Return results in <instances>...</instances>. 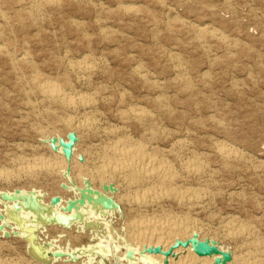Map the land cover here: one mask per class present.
<instances>
[{"label":"rangeland","instance_id":"374dc122","mask_svg":"<svg viewBox=\"0 0 264 264\" xmlns=\"http://www.w3.org/2000/svg\"><path fill=\"white\" fill-rule=\"evenodd\" d=\"M26 1L28 3L27 5H26ZM26 1L25 0H22V1L21 0H6V2H5L4 0H2V1L0 0V3L2 2L1 3L2 5H3V3L6 5V6L5 5L2 6L0 4V18H1L0 19V45L2 47H4V49L2 50L3 52H0V69H1L0 70L1 71L0 72V84H1L0 87L1 88L3 87L2 89L0 88V107H1L0 111L2 112V113L0 112V117H1L0 123L3 122L0 124V132H1L0 133V158H1L0 160H2L0 162H2L1 165L3 164L2 166L0 165V171H5V170L9 171L10 170L9 171L10 175H12L14 177V178L11 177L10 180L0 179V182H1L0 183V264H8V263L9 264H14V263L15 264H21L24 260L27 261V263H26V261H24L23 262L24 264H36V263L37 264H60V263L61 264H82V262L84 264H86V262L88 264H142V262L140 261V256L138 255V253H136L135 251L132 250V244L133 243L131 242V235L133 232L136 231L135 222H138L144 218H155V219H162V218H168L169 219L170 218V219H175V217H179V216L183 217V218L186 217L187 219L189 218V221L191 222L192 227L194 226L193 228H196L199 232H201L200 233L201 235H203L204 237L207 238L208 237L207 234H208L209 235L208 238L214 239L216 243L219 242V245H221L225 249H229V251H231V253L236 254L237 256H241L242 254L248 253L249 251H254V249L250 246L251 242H253L257 238L264 241V213H262V212H264L263 211L264 210V128H263L264 123L262 121V120H264V118H261V116L264 117V113H263V111H264V107H263L264 106V0H196L198 2H196L195 0H184V1L183 0H154V2H152L153 0H151V1L150 0H129V1L124 0V2H123V0H121L122 2L120 0H118L120 2H118L117 0L116 1L113 0L114 5H113V2L110 0H108V1L106 0V2H105V0H86L87 2L85 0H83V1L82 0H78V1L77 0H54V2H51V4H50V2H47L44 0H31V2H30V0H29V2H28V0H26ZM70 1L73 3H71ZM177 1H178V3H177ZM15 2H18V3L15 4ZM83 2H85V3H83ZM96 2H98L99 4ZM224 2H225V4H224ZM7 3H9V4H7ZM11 3H12V5H10ZM69 3H71L72 5ZM115 3H116V5H115ZM136 3H138V4H136ZM142 3H143V5H142ZM20 4H22L23 7L20 6ZM65 4H66V6H65ZM73 4H75L77 7ZM77 4L79 6H81V4H82V8L86 5L87 8L84 7L82 9ZM146 4L148 5V7H146ZM182 4L185 6H183ZM51 5H53L54 7ZM97 5L99 8H101L99 11H98L99 8L97 7ZM197 5H198V8H197ZM12 6L14 8L13 11H12ZM16 6H18V10H17ZM93 6H95V7H93ZM193 6H195V7H193ZM118 7L121 9L119 10ZM192 7H193V9H192ZM31 8H33V9H31ZM37 8H38V10H36ZM63 8L65 9V13H66L65 15L63 13L64 12ZM96 8H97L98 13L96 12ZM122 8H123V10H122ZM1 9L4 11H2ZM23 9H24V11H23ZM39 9H40V11H39ZM76 9H77V12L78 11L80 12V16H77V12L75 11ZM90 9H92V11ZM195 9H196V11H195ZM25 10H27V11H25ZM54 10H55V12H54ZM69 10H72L73 13H72V11L70 12ZM107 10L111 11V13L107 14V12H109ZM142 10H144L145 12ZM44 11H46L47 12L46 14H49L50 17H49V15L44 14ZM88 11L91 13H89ZM93 11H95V12H93ZM57 12L60 13V15ZM68 12H70V13H68ZM79 12H78V15H79ZM92 12H93V14H92ZM128 12H130V13H128ZM133 12L135 14H133ZM14 13H16V14H14ZM26 13L28 16H26ZM40 13L42 15H40ZM51 13L53 16L51 15ZM116 13H119V14L116 15ZM121 13H123V14H121ZM125 13L126 14L128 13V15L126 16ZM216 13H218L219 15ZM17 14H18V16H17ZM24 14L26 17L24 16ZM73 14H75V15H73ZM58 15H59V17H58ZM61 15H63V16H61ZM69 15H71L72 17H69ZM94 15H95V17H93ZM113 15H115V16L113 17ZM119 15L120 16L122 15V17L119 18ZM142 15L146 18H144ZM145 15H147V16H145ZM81 16H83V17L81 18ZM90 16L92 19L90 18ZM97 16H98V18H97ZM100 16H102V17H100ZM104 16H107L108 18H105ZM128 16H129V18H128ZM141 16H142V18H141ZM218 16H220V17H218ZM19 17L25 18V19H23L24 21L21 20ZM60 17L62 19H65V21H67V23L68 22L69 23L66 24V22H64V20H62ZM138 17H140V18H138ZM26 18H29V19H26ZM70 18H71V20H70ZM89 18L91 20H93V22ZM121 18H124V19L121 20ZM143 18H144V20H143ZM154 18H156V19H154ZM13 19H14V21H13ZM127 19L129 22L127 21ZM59 20L60 21L62 20V21L60 22ZM114 20H116V21H114ZM170 20H171V22H170ZM17 21H18V23H17ZM73 21H74V23H73ZM107 21L110 23H108ZM130 21L131 22L134 21V22L131 23ZM22 22H24V23L22 24ZM122 22H124V23L122 24ZM15 23H17V24H15ZM112 23L113 24L116 23V25L114 24V26H113ZM170 23H171V25H170ZM26 24H28V25H26ZM71 24H74V25H71ZM132 24L134 25V27L137 30L133 27ZM155 24H157V25H155ZM3 25H4V27H3ZM18 25L20 26V28L18 27ZM60 25L63 28L60 27ZM66 25H69V26H66ZM130 25H132V26H130ZM137 25H138V27H137ZM164 25L166 26V28ZM13 26H16V27H13ZM28 26H30V27L32 26L31 27L32 29L30 27L28 28ZM33 28H35V29H33ZM88 28H90V29L87 30ZM120 28H121V30H120ZM127 28H128V30H127ZM145 28L147 30L148 29L149 30L147 31V30H145ZM161 28L164 30H161ZM14 29H15V33H14ZM69 29H70V31H69ZM71 29H73V30H71ZM133 29L135 30V32L133 31ZM186 29L188 32L186 31ZM55 30H57V31H55ZM92 30L95 32V34H97V36L94 34V32ZM144 30H145V32H144ZM3 31H5V32H3ZM18 31H20V32L22 31V32L20 33ZM71 31H72V33H71ZM101 31H103V32H101ZM107 31H109V32H107ZM123 31L127 32V33H124ZM76 32H78V33H76ZM136 32L138 33L137 35H135ZM211 32L221 34L223 36V39H218V38L213 37ZM1 33H3V34H1ZM28 33H30V34H28ZM101 33H102V35H101ZM106 33H108V34H106ZM140 33H142V34H140ZM155 33H157V34H155ZM53 34H55V35H53ZM61 34H63V35H61ZM16 35H18V36H16ZM21 35H22V38H20ZM64 35L66 37L69 36V38H64L65 37ZM132 35H134V36H132ZM37 36L39 38H37ZM122 36H124V37H122ZM152 36H153V38H152ZM62 37L65 40H63ZM100 37L102 39H104L101 42H100V39H101ZM106 37H108V38H106ZM116 37H118V38H116ZM142 37H144V38H142ZM83 38L85 40H83ZM88 38H90L91 41L94 43L89 41L90 39H88ZM120 38H121V40L122 39L123 40L121 41ZM125 38H127V39H125ZM189 38H191V39H189ZM208 38H210V41L208 40ZM23 39H25V41ZM114 39H115V41H114ZM131 39H133V41ZM67 40H68V42H67ZM69 40H71V41H69ZM110 40H111V42H110ZM195 40H197V41H195ZM204 40L206 41V43ZM64 41H66V43H64ZM34 42H36V43H34ZM102 42H103V44H102ZM124 42H126V44ZM158 42H160V43H158ZM19 43L21 45H23V48L21 47V45H19ZM71 43H74V45ZM98 43H100V44H98ZM112 43L115 44L116 46L113 45ZM152 43L154 45H152ZM202 43H203V45H202ZM11 44H13V45H11ZM25 44H27V45H25ZM106 45H108V46H106ZM51 46H53V47H51ZM155 46H156V48H154ZM11 47H12L13 51L11 50ZM27 47H29L28 50H27ZM34 47L36 48V50ZM48 47H49V49H48ZM124 47L127 48V50ZM30 48H32V50H30ZM57 48H59V49H57ZM70 48L72 50H70ZM6 49H8V50H6ZM55 49H56V51H55ZM136 49H139L141 51L136 52V51H139ZM21 50H23V51L18 52ZM73 50H74V52H78V53H74ZM133 50H135L134 53H133ZM80 51H82L81 52L82 55H81ZM83 51H86L88 53H85ZM102 51H105V52H102ZM109 51H111V54ZM124 51L127 52V54ZM146 51H147V54L149 53L148 51H150V53L148 55H146V57L144 58L143 56H145ZM5 52H6V54H5ZM12 52L15 54V57H14V55H12ZM53 52H55L57 54V56ZM98 52H99V54H98ZM128 52H130V53H128ZM142 52L143 53L145 52V54H143ZM7 53H10V55L8 54L9 55L8 56ZM17 53H18V55H17ZM26 53H28L29 55H27ZM121 53H124V55ZM139 53H141L140 54L141 59H139ZM157 53H158V55H156ZM71 54L73 56H71ZM61 55H62V58H61ZM99 55H101V56H99ZM105 55L106 56L108 55L107 58L105 57ZM10 56H11V58L13 57V59H11ZM26 56H27V59H26ZM23 57H25V58L23 59ZM65 57H66V60H65ZM119 57H121V58H119ZM128 57H129V59H127ZM133 57H135V58H133ZM48 58H50V59H48ZM59 58H61V59L58 60ZM97 58H98V60H97ZM160 58H161V60H159ZM212 58L215 61L212 60ZM110 59L113 61H111ZM157 59L159 61H157ZM44 60H47V61H44ZM61 60H62V62H61ZM76 60L77 61H80V60L88 61L94 67L93 71H91L90 73H87V75L86 74H79V73L75 72L74 69L72 68V64ZM132 60H134V61L138 60V61L134 62ZM209 60L210 61L212 60V61L209 63ZM2 61H4V62H2ZM5 61L8 63H5ZM11 61L13 64H11ZM26 61H28L30 63L27 62L28 63V65H27ZM38 61H40L41 63ZM1 62H2V64L6 65V66H4V69L6 67V70L3 69V65H1ZM24 62H25V64H24ZM46 62H47V64H46ZM118 62L120 65L118 64ZM146 62H147V64H146ZM148 62H150V63H148ZM217 62H218V64H217ZM20 63L26 67H22V65ZM63 63L65 65H63ZM162 63L164 66L162 65ZM191 63H192V65H191ZM211 64H212V66H211ZM37 65L39 67H37ZM123 65L125 68H121ZM156 65H157V67H156ZM32 66H34V69ZM52 66H54V67H52ZM59 66H61V67L59 68ZM99 66H101V67H99ZM31 67H32V69H31ZM35 67H36V70H35ZM115 67H116V69H115ZM176 67H177V69H176ZM40 69H42V70H40ZM101 69H103V70H101ZM154 69H156L155 71L158 70L157 71L158 75L155 74L157 72H155ZM13 70H15V71L12 72ZM28 70H30V71H28ZM57 70L60 74H58ZM94 70H97L96 71L97 73ZM98 70L100 72H102V71L103 72L98 73ZM124 70H125V72H124ZM128 70H130V71H128ZM31 71H32V73H30ZM42 71H43V73H42ZM106 71H109V72H106ZM24 72H25V74H24ZM114 72H116V73H114ZM122 72L125 74H122ZM161 72H162V75H164L163 77H161L162 76ZM2 74L6 75L5 77L7 79H5L4 76L1 77ZM61 74L62 75L65 74V75L60 78ZM108 74L110 75L109 76L110 78L107 77ZM114 74L116 75L115 77H113ZM177 74H179V76ZM197 74H198V76H197ZM53 75H55L57 80H55V77ZM150 75H151V77L148 78V76H150ZM41 76H43V77H41ZM57 76H59V77L57 78ZM66 76L69 78H67ZM158 76H160V77H158ZM169 76H171V77H169ZM10 77H12V78H10ZM31 77H32V79H31ZM165 77H167V79ZM2 78H4V80ZM20 78H22V79H20ZM70 78H71V80H69ZM106 78L107 79L109 78V81ZM114 78H116V79H114ZM29 79H31L32 81ZM63 79H65V80L68 79V80L65 82V80H63ZM93 79L95 82L93 81ZM97 79H99V81ZM111 79H112V81L110 82ZM137 79H139V80H137ZM169 79H170V81H168ZM19 80H21V82ZM35 80H37V82ZM49 80L52 83H54L55 85H57V87L59 89H61L64 93H66L70 96H73V97L76 96L75 98H81L82 101H86V102L89 99L88 104H86V105L82 104L76 108H67L59 102H54V104H53V101H48V99L43 97V95L39 91L38 85H40L44 82H50ZM60 80H62V81H60ZM72 80H73V82H72ZM131 81L133 82V84ZM137 81H140V82H137ZM27 82H29V83H27ZM61 82L62 83L64 82L63 85ZM68 82H70V83H68ZM85 82H86V84H85ZM148 82H149V84H148ZM161 82H163V83H161ZM173 82H175V83H173ZM182 82L185 84H183ZM236 82H237V84H236ZM8 83H9V85H10V83L12 85L14 84L13 87H12V85L9 86ZM15 83H17L16 84L17 86L15 85ZM89 83H90V85H89ZM116 83H117V85H114ZM120 83H121V86H120ZM137 83H140V84H137ZM188 83H190V84H188ZM36 84H37V86H36ZM65 84L67 86H65ZM87 84H88V86H87ZM110 84H111L112 89L110 87ZM125 84H126V86H125ZM135 84H137L140 87V89L138 86L136 87ZM187 84L190 86H188ZM6 85H7V87H6ZM100 85H102V86H100ZM133 85H135V86H133ZM160 85H162V86H160ZM118 86H120V88ZM153 86H156V87H153ZM169 86L172 88L169 89ZM14 87H16V88H14ZM85 87L90 88V89H87ZM145 87L148 90L145 89ZM233 87L235 89H233ZM18 88L22 91H19ZM91 88H92V90H91ZM237 88H238V90H236ZM70 89H71V91H70ZM102 89H104V90H102ZM164 89H167V90L165 91ZM1 90H4V92H1ZM178 90H179V93H178ZM33 91H34V93H33ZM133 91L134 92L136 91L135 93L137 94L138 97L136 96L135 93L134 94L132 93ZM232 91H233V93H232ZM237 91H238V93H237ZM24 92H25V94L23 96ZM103 92H105V93H103ZM175 92H177V93H175ZM259 92L261 93V95ZM7 93L9 95V99L7 98L8 97ZM101 93H102V95H101ZM114 93H117V94H114ZM185 93H186V95H184ZM110 94L112 95V98H111ZM91 95H93V97ZM140 95H141V97H140ZM189 95H191V96H189ZM245 95H247V96H245ZM4 96L7 99H5ZM82 96H84V97H82ZM149 96H151V97H149ZM13 97H14V100H13ZM135 97H137L138 100ZM147 97H149V98L145 99ZM17 98H19V100H17ZM156 98H157V100H156ZM30 99H32V100H30ZM115 99L117 101L118 100L119 101L117 102ZM171 99L172 100L174 99L176 102L174 100L172 101ZM4 100L7 101L6 102L7 108H5L6 104H5ZM110 100L111 101L113 100V102L114 101L115 102L113 103ZM134 100H136V101H134ZM149 100H151V101H149ZM3 101H4V103H3ZM28 101L31 103H29ZM186 101H187V104H186ZM195 101L198 104H196ZM249 101H251V102H249ZM255 101L257 104L255 103ZM19 102H20V104H19ZM100 102H101V104H100ZM135 102H137V103H135ZM140 102H141V104H140ZM9 103H11V104L9 105ZM21 103L23 106L21 105ZM122 103L124 105H122ZM164 103H165V105H164ZM18 104L21 107L17 108V106H19ZM44 104H45V106H44ZM55 104H58V105L55 106ZM59 104H61V105H59ZM116 104L118 106H120V108H118V106H116ZM1 105H4V106H1ZM196 105H197V107H196ZM26 106H28V108ZM87 106L88 107L91 106V107L88 108ZM103 106H105V107H103ZM110 106H112V109L109 108ZM187 106H188V108H190V107H192V108L188 109V108H186ZM217 106H219V107H217ZM252 106L254 109H255V106H257V107L254 110L253 108H251ZM12 107L14 109H12ZM23 107H26V108H23ZM94 107L95 108L97 107V108L95 109ZM100 107L102 109L105 108L107 110L103 109V110H105V111H103ZM113 108H114V110H113ZM131 108H132V110L138 109V108L144 109L146 112H148L147 120L143 121V120H139V119L135 118L134 115L132 114ZM7 109H10V110H7ZM33 109H34V111H33ZM174 109H176V110H174ZM197 109H199V110H197ZM13 110L15 112H13ZM62 110H63V112H62ZM68 110L70 111L69 113H68ZM73 110H74V112H73ZM109 110L111 112L113 110V113L107 112ZM118 110H120V111H118ZM160 110H161V112H160ZM216 110H217V112H215ZM250 110H252V111H250ZM18 111H19V114L16 113ZM22 111H23V113H20ZM77 111H79V112H77ZM115 111H117V112H115ZM155 111H157V113ZM210 111H212V112H210ZM256 111H257V113H256ZM10 112L12 115L10 114ZM58 112H59V114L57 115ZM89 112H91V113H89ZM213 112L216 114H214ZM220 112H222V113L220 114ZM34 113H35V115H34ZM49 113H51L53 117ZM184 113L186 115H184ZM1 114H3V115H1ZM13 114H16V117H13V116H15ZM21 114L23 115V117H21V119H20ZM219 114H220V116H219ZM5 115H7V117ZM27 117L31 120H29ZM112 117L116 118V120L115 119L113 120ZM44 118H45V120H44ZM111 118H112V121H111ZM190 118H192L193 120L190 121ZM204 118H205V120L206 119L207 120L206 121L203 120ZM210 118H214V120L211 119L213 121V123H212V121L209 120ZM215 118H217V121ZM24 119H26L25 120L26 122L24 121ZM119 119H121L122 122ZM256 119H257V121H256ZM63 120L65 122L67 120H74L75 122H80V120L81 121H84V120L88 121L89 120L90 122L93 123L92 124L93 127L91 126V128H88V129H83V128H79V127L69 128L66 126V124ZM196 120H198V121H196ZM227 120H228V123H227ZM233 120H235L236 122L235 121L232 122ZM237 120H239V121H237ZM7 121H8V124L11 126H9L7 124ZM11 121L13 123H10ZM31 121H32V123H31ZM54 121H57V122H54ZM114 121H117V122L120 121V122L117 123ZM183 121L187 125L185 123H183ZM34 122H35V124H34ZM124 122H126V123H124ZM179 122H181V123H179ZM198 122L204 123V124H200ZM237 122H239V123H237ZM151 123H152V126H151ZM223 123H225V124H223ZM261 123H263V124H261ZM5 124H7L10 128ZM16 124H18V126ZM20 124H21V126H19ZM24 124H25L26 128L25 127L23 128ZM94 124L96 126H94ZM143 124H144V126H143ZM169 124L170 125L172 124V125L170 126ZM181 124H182V126H181ZM194 124H197V125H194ZM4 125L6 127H4ZM26 125H28V127ZM177 125H179V126H177ZM207 125H209V126H207ZM260 125L262 127H260ZM118 126H119V128H118ZM142 126H143V128H142ZM146 126H147V129H146ZM211 126H212V128H210ZM216 126H217V128H216ZM135 127H136V129H135ZM159 127H160V129H159ZM186 127H188V128L186 129ZM189 127H190V130H189ZM231 127H234V130ZM213 128H214V130L216 129L218 131H216V130L214 131ZM2 129H3V131H1ZM6 129H8V130H6ZM74 129H75V131H74ZM138 129H140V131ZM161 129H162V131H161ZM178 129H180V131ZM200 129L202 132L200 131ZM220 129H221V131H220ZM229 129H230V131H228ZM46 130H47V132H46ZM70 130H71V133L75 134L76 138L78 136V140L76 141L75 145L73 146V150L71 151L70 156H66V155L61 156L58 153L59 151H58V146L56 147V143L57 144L65 143V139L67 140V137L70 133ZM150 130H152V131H150ZM231 130H233V131H231ZM254 130H255V133H253ZM31 131H34V132H31ZM42 131H43V134H41ZM168 131L171 133L169 134ZM175 131H177L178 133H176ZM246 131H247V133H246ZM109 132H112L113 134L109 133ZM179 132H181L182 134ZM186 132H188V133H186ZM80 133H81V135H80ZM84 133H87L88 135L84 134ZM174 133H175V135H174ZM250 133L253 136L254 135L255 136L253 137ZM143 134H145V135H143ZM155 134L157 136H154ZM177 134H178V137H177ZM243 134H244L245 138L243 137ZM32 135L34 136V138H32ZM45 135H46V137H49V138H46ZM119 135H120V137H119ZM188 135H190V136H188ZM51 136H54V137L51 138ZM86 136L88 137V139ZM168 136H169V138H168ZM205 136H206V138L204 139V142L201 143V141H203V138ZM35 137H36V139H35ZM82 137L84 139H86V141ZM96 137H98V138H96ZM129 137H131V138H129ZM156 137L157 138L159 137V139H157ZM190 137H192V139ZM193 137H194V139H193ZM246 137L248 138V140ZM15 138H16V141H15ZM19 138H22L23 142ZM93 138L95 140H93ZM165 138H166V140H165ZM199 138L202 140H199ZM213 138H215V139H213ZM251 138H253V139H251ZM9 139H10V141H9ZM17 139H19L20 141ZM43 139H44L45 143H44ZM209 139H210V141H209ZM239 139L241 140V143L239 142L240 141ZM243 139L245 142L243 141ZM25 140H29V143H28V141H25ZM40 140H42V141L40 142ZM54 140L55 141L57 140V141L55 142ZM118 140L127 141L132 146L142 145L143 147H145V149L146 148L148 149V150L146 149L148 153H150V152L152 154L155 153L160 158H165L164 160L167 161L171 166H173L172 168H173V170H175L174 172H176L175 174H176L177 180L175 181L174 186L178 190H184L186 188H191V189L194 188L196 190V192L199 194L198 196L202 197L201 199H199V203L192 204L190 202L189 203L186 202L185 203L186 205H185L183 202L180 203V201H178V199H176V197H175L173 199H164L159 204L151 205V206H148L145 208L142 207L140 209V207H136L134 205L129 204L128 200H126V197H124L125 195L128 194V192H127L128 189L125 188L124 184H122L123 180L110 181L112 183V185H110V187L107 186L108 187L107 188L106 185H104L105 182H102L101 180H99V178H97L98 174L96 173V166H99L103 160L107 159V156L110 155V153L107 152L108 148L114 142H116ZM160 140L162 143L160 142ZM182 140L184 143L181 142ZM2 141H4V142H2ZM7 141H8V143H7ZM61 141H63V142H61ZM211 141H213V142H211ZM247 141H248V144H247ZM194 142L196 145L194 144ZM198 142L200 143V145ZM207 142H210V143H207ZM249 142L252 144H250ZM36 143H38V145ZM42 143H43V145H41ZM82 143H84V144H82ZM110 143H111V145H110ZM179 143L183 144V146H179L178 145ZM204 143H205V145H203ZM206 143L208 144V146L206 145ZM76 144H77V146H76ZM197 145H198V147L200 146V148L197 149ZM210 145L213 147H210ZM224 145L228 146V148H230L233 151V153H235L232 156V159H231V157L229 158V157H225V156H222L221 154H219L220 152L218 151V149H219L218 147H221ZM4 146H6V147H4ZM53 146H55V148ZM176 146H177V148H176ZM202 146H204V147H202ZM206 146H207V148H206ZM250 146L251 147L254 146V147L251 148ZM1 147H3L4 149ZM30 147H32V148L30 149ZM41 147H43V148H41ZM181 147H183L182 148L183 150L181 149ZM6 148L8 150H5ZM15 148H17V149L15 150ZM22 148L25 150H23ZM12 149H13V151H12ZM42 149H45V152ZM79 149L81 152L79 151ZM211 149H212V151H211ZM213 149H214V151H213ZM77 150H78V152H77ZM25 151L28 154H25ZM35 151H37V152H35ZM73 151H74V153H73ZM84 151H85V153H84ZM11 152H13V153H11ZM32 152H33V155H32ZM43 152H44V154H43ZM166 152H168V153H166ZM14 153H15V156H14ZM45 153L48 155H46ZM176 153H177V155H175ZM16 154H17V156H16ZM20 154H22V156ZM35 154H37V155H35ZM40 154H42V155H40ZM54 155H56V156H54ZM211 155H212V157H211ZM80 156H81V158H79ZM55 157H57V158H55ZM248 157H249V159H248ZM34 158L35 159H42L43 161L45 160L46 162H51V163L54 161H57V160H61L62 162L64 161L65 168H67L66 173L64 174L65 177H63L64 172L59 174V173H46L43 171H42L43 173L42 172H35V175H33L35 177H33V176H27V175L21 173L17 169L19 163L22 160L34 159ZM68 158H70V159H68ZM178 158H180V159H178ZM236 158H238V159H236ZM256 158H257V161L255 160ZM234 159L236 161H233ZM5 160H6V162H5ZM86 160H88V161H86ZM216 160H217V163L213 164L214 162H216ZM249 160L252 162H249ZM189 161H195V162L197 161L199 164H201L200 167L203 170L201 171L199 176L198 175H190L185 171L183 164L186 162H189ZM247 161H248V163H247ZM84 162H85V164H83ZM7 163H9V164H7ZM218 163L221 165H219ZM259 163H260V165H259ZM217 164L219 166H217ZM236 164H237V166H236ZM242 164H246V165H242ZM213 165H216V166H214L215 168L213 167ZM225 165L226 166L228 165V166L226 167ZM240 165L242 166V168ZM221 166H223V167H221ZM232 166L235 168V170ZM236 167L237 168L239 167L238 170ZM243 167H245V168L243 169ZM221 169H224V170L222 171ZM247 169H248V171H247ZM259 170H260V172H259ZM80 171H83L85 173V175L90 176L92 182L88 183L87 180H84L85 182H83L84 177L82 178V176L79 175ZM93 171H94V173H93ZM44 173H46V174H44ZM236 174H238V176ZM42 175H43V177H42ZM94 175H95V177H94ZM15 176H16V178H15ZM48 176H50V177L53 176V177L50 178ZM67 177L68 178L72 177V178H70L68 180ZM225 177H226V180H224ZM33 180L34 181L36 180L37 183L36 182L34 183ZM53 180H55V182ZM65 180H68V181H65ZM228 180H229V182H228ZM2 181H3V184H2ZM40 181L42 183H40ZM47 181H49V182H47ZM59 181H61V182H59ZM205 181H207V182H205ZM224 181L225 182L227 181L226 183H228V184H225ZM43 182H45V183H43ZM57 182H59V183L57 184ZM108 182L109 181H106V183H108ZM189 182H190V185H189ZM193 182L195 183V185L193 184ZM6 183H7V186H6ZM34 184H35V186H34ZM40 184H43V185H40ZM59 184H60V186H59ZM75 184L78 186H76ZM212 184H214V185L212 186ZM230 184H232V185H230ZM62 185H65V186H62ZM224 185H225V188H224ZM118 186L119 187L121 186V187L119 188ZM214 186H216L217 188ZM37 187H39V188H37ZM98 187H100V188H98ZM215 188H216V190H215ZM225 189H226V191H225ZM230 189H231V192H230ZM62 190H63V192H62ZM68 191H69V193H68ZM112 191L114 192V194H111V193H113ZM73 192H75V193H73ZM50 193L53 197L50 195ZM48 194L50 197L48 196ZM223 196H225V197H223ZM237 196H239L240 200ZM54 197L56 200L53 199ZM121 198H122V200H121ZM51 199H53L54 201ZM96 199H99V200L96 201ZM109 199L111 202L106 204V201H109ZM204 199H206L207 201ZM233 199H236V200H233ZM253 199H254V201H252ZM101 200H102V202H101ZM120 200H121V202H120ZM166 200H167V202H166ZM201 200H202V202H201ZM241 200L242 201L244 200L243 201L244 203L242 202L243 204L241 203ZM234 201L238 202L239 204L241 203V204L239 205L238 203H236ZM51 202H52V204H51ZM78 203L80 204V206ZM86 203L88 204V206ZM165 203L167 206L171 205V203H173L174 205L172 204L173 206L171 205V206L167 207L164 205ZM210 203H211V205H209ZM246 204H247V206H246ZM238 205H239V207H238ZM129 206H130L129 210H131L132 212L128 210ZM178 206L180 208H177ZM210 206H212V207H210ZM221 206H222V208H220ZM242 206H244V207H242ZM223 208H224V210H223ZM180 209L181 210L183 209L185 212L181 211ZM248 209H251V211H249ZM241 210H243L242 212H245V211H248V212H245L246 214L241 213ZM89 211H91V212H89ZM179 211H181V213ZM217 211H219V212H217ZM238 211H239V213H237ZM194 212H195V214H194ZM209 212H212V213H209ZM222 212H223V215H222ZM258 212H260V213H258ZM202 213H204V215ZM251 214H252V216L250 217ZM248 215H249V221H248ZM61 216L68 217L70 220L66 223H63L62 220L59 219V217H61ZM111 216L113 218H111ZM212 217L215 219H213ZM133 218H134V220H133ZM206 218H207V220H206ZM136 219H138V220H136ZM226 220H228V221H226ZM253 220L255 221V223ZM214 222H217V223H214ZM233 223L235 226L233 225ZM226 225H228L229 228ZM255 225H257V226H255ZM243 226H246L249 229V234L247 236L241 237V238H234V239L227 236V231L230 228L231 229L232 228L239 229ZM261 227H263V228H261ZM227 228H228V230H226ZM61 229H62V231H61ZM47 230L49 232H47ZM200 230H202V231H200ZM46 232L48 233V235ZM209 232H210V234H209ZM124 233H125V235H124ZM46 235L48 238L46 237ZM59 235H61V236L59 237ZM64 235H65V237H64ZM214 236H216V237L214 238ZM56 239H57V241H56ZM58 239H59V241H58ZM231 243H233V244H231ZM56 245H57V247H56ZM71 245H72V247H70ZM66 246L68 247V249L66 248ZM60 248H63V249H60ZM78 249H79V251H78ZM59 250H62V252ZM35 251H36L37 256L35 255ZM130 251L133 252V255L135 254L134 255V257L136 259V261H134L135 263L134 262L131 263L130 261H127V259L123 258V254L125 256V254L129 253ZM260 251L264 252V245H263V249H261ZM124 252H126V253H124ZM56 253H62L63 256L57 258V257H55ZM121 255H122V257H121ZM13 258H14V261H13ZM20 258H22V259H20ZM31 258H32V260H31ZM262 258L264 261V254H263ZM10 260H12V261H10ZM30 260H31V262H30Z\"/></svg>","mask_w":264,"mask_h":264},{"label":"bare ground","instance_id":"6f19581e","mask_svg":"<svg viewBox=\"0 0 264 264\" xmlns=\"http://www.w3.org/2000/svg\"><path fill=\"white\" fill-rule=\"evenodd\" d=\"M2 1V0H1ZM5 2H6V0H4ZM22 1V0H21ZM26 1V0H25ZM44 1H47V2H50V4H51V2H54V0H44ZM78 1V0H77ZM83 1V0H82ZM86 1V0H85ZM108 1V0H107ZM110 1H112L113 2V0H110ZM116 1V0H115ZM118 1V0H117ZM121 1V0H120ZM120 1H118V2H120ZM129 1V0H128ZM151 1V0H150ZM184 1V0H183ZM196 1V0H195ZM28 2H29V0H28ZM30 2H31V0H30ZM64 2V1H63ZM71 2V1H70ZM87 2V1H86ZM105 2H106V0H105ZM104 2V3H105ZM111 2V3H112ZM122 2V1H121ZM123 2H124V0H123ZM145 2V1H144ZM152 2H154V0L152 1ZM190 2V1H189ZM196 2H198V1H196ZM2 3V2H1ZM0 3V4H1ZM13 3V2H12ZM12 3L10 4V5H12ZM18 2H15V4H17ZM20 3V2H19ZM22 3V2H21ZM58 3V2H57ZM71 3H73V2H71ZM71 3H69V4H71ZM77 3V2H76ZM83 3H85V2H83ZM96 3H98V2H96ZM177 3H178V1H177ZM7 4H9V3H7ZM28 3H27V1H26V5H27ZM31 4V3H30ZM29 4V5H30ZM37 4V3H36ZM99 4V3H98ZM121 4V3H120ZM136 4H138V3H136ZM224 4H225V2H224ZM2 5V4H1ZM3 5H5L4 3H3ZM2 5V6H3ZM48 5V4H47ZM54 5V4H53ZM53 5H51V6H53ZM68 5V4H67ZM72 5V4H71ZM73 5H75V4H73ZM78 5V4H77ZM88 5V4H87ZM92 5V4H91ZM111 5V4H110ZM113 5H114V2H113ZM115 5H116V3H115ZM118 5V4H117ZM142 5H143V3H142ZM163 5V4H162ZM183 5V4H182ZM1 6V7H2ZM6 6V5H5ZM20 6H22V4H20ZM65 6H66V4H65ZM76 6V5H75ZM74 6V7H75ZM79 6V5H78ZM90 6V5H89ZM108 6V5H107ZM119 6V5H118ZM183 6H185V5H183ZM196 6V5H195ZM195 6H193V7H195ZM226 6V5H225ZM17 7V10H18V6H16ZM15 7V8H16ZM23 7V6H22ZM25 7V6H24ZM31 7V6H30ZM47 7V6H46ZM54 7V6H53ZM71 7V6H70ZM77 7V6H76ZM79 7H81L82 8V4H81V6H79ZM85 8H87L86 7V5L84 6ZM83 7V8H84ZM93 7H95V6H93ZM92 7V8H93ZM97 7H98V5H97ZM109 7V6H108ZM135 7V6H134ZM146 7H148V5L146 4ZM190 7V6H189ZM188 7V8H189ZM193 7H192V9H193ZM26 8V7H25ZM29 8V7H28ZM35 8V7H34ZM43 8V7H42ZM62 8V7H61ZM60 8V9H61ZM80 8V9H81ZM82 8V9H83ZM99 8V7H98ZM119 8V7H118ZM140 8V7H139ZM197 8H198V5H197ZM196 8V9H197ZM13 6H12V11H13ZM31 9H33V8H31ZM46 9V8H45ZM55 9V8H54ZM57 9V8H56ZM59 9V10H60ZM64 9V8H63ZM78 9V8H77ZM77 9L75 10L76 12H77ZM81 9V10H82ZM101 8H99L98 9V11L100 10ZM115 9V8H114ZM121 8H119V10H120ZM196 9H195V11H196ZM201 9V8H200ZM2 10V9H1ZM6 10V9H5ZM16 10V11H17ZM36 10H38V8L36 9ZM35 10V11H36ZM68 10V9H67ZM88 10V9H87ZM91 11H92V9H90ZM122 10H123V8H122ZM198 10V9H197ZM2 11H4V10H2ZM15 11V12H16ZM23 11H24V9H23ZM22 11V12H23ZM25 11H27V10H25ZM33 11V10H32ZM39 11H40V9H39ZM48 11V10H47ZM70 12L72 11V10H69ZM107 11H109V10H107ZM114 11V10H113ZM142 11H144V10H142ZM54 12H55V10H54ZM59 12V11H58ZM57 12V13H58ZM63 12V11H62ZM70 12H68V13H70ZM79 12V11H78ZM78 12H77V16H80V12H79V15H78ZM89 12V11H88ZM93 12H95V11H93ZM93 12H92V14H93ZM96 12H97V8H96ZM101 12V11H100ZM117 12V11H116ZM120 12V11H119ZM145 12V11H144ZM174 12V11H173ZM220 12V11H219ZM11 13V12H10ZM30 13V12H29ZM28 13V14H29ZM38 13V12H37ZM36 13V14H37ZM47 12L46 11H44V14H46ZM50 13V12H49ZM64 15L66 14L65 13V9H64ZM72 13H73V11H72ZM71 13V14H72ZM75 13V12H74ZM89 13H91V12H89ZM98 13V12H97ZM111 13V11H109V12H107V14H110ZM113 13V12H112ZM128 13H130V12H128ZM128 13L126 14V16L128 15ZM150 13V12H149ZM215 13V12H214ZM14 14H16V13H14ZM59 15H60V13H58ZM91 14V15H92ZM95 14V13H94ZM101 14V13H100ZM106 14V15H107ZM114 14V13H113ZM117 14H119V13H116V15ZM121 14H123V13H121ZM124 14V15H125ZM132 14V13H131ZM133 14H135L134 12H133ZM139 14V13H138ZM142 14V13H141ZM216 14H218V13H216ZM31 15V14H30ZM35 15V14H34ZM40 15H42L41 13H40ZM39 15V16H40ZM46 15H49V14H46ZM51 15H52V13H51ZM59 15H58V17H59ZM73 15H75V14H73ZM85 15V14H84ZM90 15V14H89ZM123 15V16H124ZM219 15V14H218ZM13 16V15H12ZM17 16H18V14H17ZM24 16H25V14H24ZM26 16H28L27 15V13H26ZM25 16V17H26ZM53 16V15H52ZM61 16H63V15H61ZM67 16V15H66ZM65 16V17H66ZM108 16V15H107ZM107 16H104L105 18H108ZM110 16V15H109ZM115 15H113V17H114ZM125 16V17H126ZM143 16V15H142ZM142 16H141V18H142ZM145 16H147V15H145ZM6 17V16H5ZM38 17V16H37ZM48 17V16H47ZM49 17H50V15H49ZM48 17V18H49ZM57 17V16H56ZM57 17V18H58ZM69 17H72L71 15H69ZM83 16H81V18H82ZM85 17V16H84ZM93 17H95V15L93 16ZM100 17H102V16H100ZM111 17V16H110ZM120 17H122V15L120 16L119 15V18ZM134 17V16H133ZM144 17V16H143ZM155 17V16H154ZM218 17H220V16H218ZM7 18V17H6ZM20 18V17H19ZM36 18V17H35ZM61 18V17H60ZM87 18V17H86ZM90 18H91V16H90ZM89 18V19H90ZM97 18H98V16H97ZM128 18H129V16H128ZM131 18V17H130ZM138 18H140V17H138ZM144 18H146V17H144ZM144 18H143V20H144ZM1 19V18H0ZM9 19V18H8ZM7 19V20H8ZM21 20H23V19H25V18H20ZM26 19H29V18H26ZM32 19V18H31ZM62 19V18H61ZM69 19V18H68ZM73 19V18H72ZM92 19V18H91ZM90 19V20H91ZM122 19H124V18H121V20ZM154 19H156V18H154ZM16 20V19H15ZM36 20V19H35ZM43 20V19H42ZM50 20V19H49ZM62 20H64V22H66V24H68L67 23V21H65V19H62ZM61 20V21H62ZM67 20V19H66ZM70 20H71V18H70ZM81 20V19H80ZM86 20V19H85ZM95 20V19H94ZM99 20V19H98ZM104 20V19H103ZM113 20V19H112ZM126 20V19H125ZM131 20V19H130ZM142 20V19H141ZM140 20V21H141ZM148 20V19H147ZM13 21H14V19H13ZM24 21V20H23ZM29 21V20H28ZM40 21V20H39ZM60 21V20H59ZM60 21V22H61ZM92 22H93V20H91ZM114 21H116V20H114ZM124 21V20H123ZM127 21H128V19H127ZM157 21V20H156ZM161 21V20H160ZM20 22V21H19ZM27 22V21H26ZM36 22V21H35ZM59 22V23H60ZM76 22V21H75ZM90 22V21H89ZM100 22V21H99ZM108 22V21H107ZM113 22V21H112ZM129 22V21H128ZM131 22V21H130ZM134 22V21H133ZM133 22H131V23H133ZM143 22V21H142ZM162 22V21H161ZM160 22V23H161ZM170 22H171V20H170ZM9 23V22H8ZM17 23H18V21H17ZM17 23H15V24H17ZM24 22H22V24H23ZM33 23V22H32ZM38 23V22H37ZM45 23V22H44ZM52 23V22H51ZM73 23H74V21H73ZM104 23V22H103ZM108 23H110V22H108ZM124 22H122V24H123ZM148 23V22H147ZM155 23V22H154ZM157 23V22H156ZM159 23V24H160ZM166 23V22H165ZM173 23V22H172ZM3 24V23H2ZM13 24V23H12ZM34 24V23H33ZM61 24V23H60ZM84 24V23H83ZM91 24V23H90ZM115 25H116V23H114ZM114 24L112 23V25L114 26ZM144 24V23H143ZM146 24V23H145ZM175 24V23H174ZM9 25V24H8ZM7 25V26H8ZM14 25V24H13ZM26 25H28V24H26ZM30 25V24H29ZM40 25V24H39ZM71 25H74V24H71ZM106 25V24H105ZM129 25V24H128ZM133 25V24H132ZM132 25H130V26H132ZM155 25H157V24H155ZM166 25V24H165ZM164 25V26H165ZM170 25H171V23H170ZM169 25V26H170ZM173 25V24H172ZM189 25V24H188ZM33 26V25H32ZM31 26V27H32ZM38 26V25H37ZM66 26H69V25H66ZM65 26V27H66ZM79 26V25H78ZM87 26V25H86ZM91 26V25H90ZM89 26V27H90ZM120 26V25H119ZM127 26V25H126ZM141 26V25H140ZM148 26V25H147ZM162 26V25H161ZM3 27H4V25H3ZM10 27V26H9ZM13 27H16V26H13ZM18 27L20 28V26L18 25ZM25 27V26H24ZM23 27V28H24ZM30 26H28V28H29ZM30 27V28H31ZM60 27H62L61 25H60ZM77 27V26H76ZM84 27V26H83ZM88 27V26H87ZM99 27V26H98ZM116 27V26H115ZM125 27V26H124ZM133 27H134V25H133ZM132 27V28H133ZM137 27H138V25H137ZM152 27V26H151ZM175 27V26H174ZM27 28V29H28ZM63 28V27H62ZM72 28V27H71ZM82 28V27H81ZM80 28V29H81ZM86 28V27H85ZM84 28V29H85ZM91 28V27H90ZM90 28H88L87 30H89ZM93 28V27H92ZM102 28V27H101ZM113 28V27H112ZM129 28V27H128ZM128 28H127V30H128ZM135 28V27H134ZM157 28V27H156ZM165 28H166V26H165ZM12 29V28H11ZM22 29V28H21ZM26 29V28H25ZM24 29V30H25ZM32 29V28H31ZM30 29V30H31ZM33 29H35V28H33ZM40 29V28H39ZM49 29V28H48ZM67 29V28H66ZM99 29V28H98ZM104 29V28H103ZM118 29V28H117ZM123 29V28H122ZM136 29V28H135ZM3 30V29H2ZM18 30V29H17ZM29 30V31H30ZM54 30V29H53ZM71 30H73V29H71ZM83 30V29H82ZM120 30H121V28H120ZM124 30V29H123ZM137 30V29H136ZM140 30V29H139ZM145 30H147L146 28H145ZM145 30H144V32H145ZM149 30V29H148ZM147 30V31H148ZM161 30H164V29H162L161 28ZM160 30V31H161ZM205 30V29H204ZM208 30V29H207ZM206 30V31H207ZM13 31V30H12ZM34 31V30H33ZM32 31V32H33ZM52 31V30H51ZM55 31H57V30H55ZM68 31V30H67ZM69 31H70V29H69ZM76 31V30H75ZM93 31V30H92ZM91 31V32H92ZM125 31V30H124ZM123 31V32H124ZM131 31V30H130ZM133 31L135 32V30L133 29ZM141 31V30H140ZM146 31V32H147ZM186 31H187V29H186ZM195 31V30H194ZM205 31V32H206ZM3 32H5V31H3ZM18 32H20V31H18ZM22 32V31H21ZM20 32V33H21ZM25 32V31H24ZM50 32V31H49ZM59 32V31H58ZM88 32V31H87ZM94 32V31H93ZM101 32H103V31H101ZM107 32H109V31H107ZM120 32V31H119ZM142 32V31H141ZM153 32V31H152ZM155 32V31H154ZM188 32V31H187ZM197 32V31H196ZM10 33V32H9ZM14 33H15V29H14ZM45 33V32H44ZM47 33V32H46ZM55 33V32H54ZM71 33H72V31H71ZM76 33H78V32H76ZM84 33V32H83ZM98 33V32H97ZM124 33H127V32H124ZM130 33V32H129ZM149 33V32H148ZM212 33V32H211ZM210 33V34H211ZM1 34H3V33H1ZM28 34H30V33H28ZM40 34V33H39ZM64 34V33H63ZM63 34H61V35H63ZM74 34V33H73ZM80 34V33H79ZM82 34V33H81ZM86 34V33H85ZM93 34V33H92ZM94 34H95V32H94ZM105 34V33H104ZM106 34H108V33H106ZM112 34V33H111ZM123 34V33H122ZM135 34V33H134ZM138 33L136 32V34L135 35H137ZM140 34H142V33H140ZM147 34V33H146ZM155 34H157V33H155ZM189 34V33H188ZM206 34V33H205ZM13 35V34H12ZM23 35V34H22ZM22 35L20 36V38H22ZM37 35V34H36ZM35 35V36H36ZM53 35H55V34H53ZM68 35V34H67ZM84 35V34H83ZM88 35V34H87ZM96 36H97V34H95ZM101 35H102V33H101ZM110 35V34H109ZM117 35V34H116ZM115 35V36H116ZM159 35V34H158ZM201 35V34H200ZM212 35H213V37H215V38H218V39H223V36L221 35V34H219V33H212ZM3 36V35H2ZM14 36V35H13ZM16 36H18V35H16ZM65 36V35H64ZM90 36V35H89ZM88 36V37H89ZM132 36H134V35H132ZM139 36V35H138ZM147 36V35H146ZM145 36V37H146ZM204 36V35H203ZM206 36V35H205ZM208 36V35H207ZM210 36V35H209ZM5 37V36H4ZM27 37V36H26ZM83 37V36H82ZM122 37H124V36H122ZM159 37V36H158ZM19 38V39H20ZM25 38V37H24ZM37 38H39L38 36H37ZM51 38V37H50ZM49 38V39H50ZM61 38V37H60ZM64 38H69V36L68 37H64ZM63 37H62V39L63 40H65ZM92 38V37H91ZM97 38V37H96ZM101 38V37H100ZM99 38V39H100ZM106 38H108V37H106ZM113 38V37H112ZM116 38H118V37H116ZM136 38V37H135ZM134 38V39H135ZM142 38H144V37H142ZM152 38H153V36H152ZM162 38V37H161ZM192 38V37H191ZM191 38H189V39H191ZM194 38V37H193ZM204 38V37H203ZM211 38V37H210ZM210 38H208V40L210 41ZM11 39V38H10ZM59 39V38H58ZM75 39V38H74ZM77 39V38H76ZM87 39V38H86ZM88 39H90V38H88ZM93 39V38H92ZM98 39V40H99ZM125 39H127V38H125ZM157 39V38H156ZM24 41H25V39H23ZM83 40H85L84 38H83ZM104 39H100V42L101 41H103ZM117 40V39H116ZM120 40H121V38H120ZM123 40V39H122ZM121 40V41H122ZM132 41H133V39H131ZM130 40V41H131ZM151 40V39H150ZM155 40V39H154ZM153 40V41H154ZM162 40V39H161ZM16 41V40H15ZM69 41H71V40H69ZM75 41V40H74ZM73 41V42H74ZM89 41H91V39L89 40ZM96 41V40H95ZM114 41H115V39H114ZM119 41V40H118ZM120 41V42H121ZM129 41V40H128ZM131 41V42H132ZM152 41V42H153ZM156 41V40H155ZM154 41V42H155ZM190 41V40H189ZM195 41H197V40H195ZM205 41V40H204ZM218 41V40H217ZM63 42V41H62ZM67 42H68V40H67ZM78 42V41H77ZM81 42V41H80ZM92 42V41H91ZM98 42V41H97ZM107 42V41H106ZM105 42V43H106ZM110 42H111V40H110ZM113 42V41H112ZM127 42V41H126ZM126 42H124L125 44H126ZM157 42V41H156ZM34 43H36V42H34ZM43 43V42H42ZM57 43V42H56ZM64 43H66V41H64ZM82 43V42H81ZM80 43V44H81ZM92 43H94V42H92ZM96 43V42H95ZM108 43V42H107ZM114 43V42H113ZM112 43V44H113ZM123 43V44H124ZM129 43V42H128ZM127 43V44H128ZM158 43H160V42H158ZM205 43H206V41H205ZM6 44V43H5ZM54 44V43H53ZM62 44V43H61ZM71 44H73L74 45V43H71ZM70 44V45H71ZM98 44H100V43H98ZM102 44H103V42H102ZM110 44V43H109ZM108 44V45H109ZM118 44V43H117ZM156 44V43H155ZM163 44V43H162ZM11 45H13V44H11ZM19 45H21L20 43H19ZM25 45H27V44H25ZM34 45V44H33ZM66 45V44H65ZM64 45V46H65ZM82 45V44H81ZM80 45V46H81ZM93 45V44H92ZM108 45H106V46H108ZM113 45H115V44H113ZM112 45V46H113ZM122 45V44H121ZM152 45H154L153 43H152ZM202 45H203V43H202ZM205 45V44H204ZM4 46V45H3ZM8 46V45H7ZM55 46V45H54ZM83 46V45H82ZM87 46V45H86ZM91 46V45H90ZM104 46V45H103ZM116 46V45H115ZM151 46V45H150ZM9 47V46H8ZM19 47V46H18ZM21 47L23 48V45H21ZM36 47V46H35ZM34 47V48H35ZM38 47V46H37ZM51 47H53V46H51ZM74 47V46H73ZM84 47V46H83ZM96 47V46H95ZM94 47V48H95ZM114 47V46H113ZM10 48V47H9ZM20 48V47H19ZM41 48V47H40ZM47 48V47H46ZM78 48V47H77ZM85 48V47H84ZM98 48V47H97ZM125 48V47H124ZM154 48H156V46L154 47ZM4 49V47H2L1 45H0V52H3L2 50ZM14 49V48H13ZM21 49V48H20ZM29 49V47H27V50ZM38 49V48H37ZM48 49H49V47H48ZM57 49H59V48H57ZM65 49V48H64ZM69 49V48H68ZM76 49V48H75ZM74 49V50H75ZM87 49V48H86ZM85 49V50H86ZM116 49V48H115ZM114 49V50H115ZM126 50H127V48H125ZM135 49V48H134ZM151 49V48H150ZM163 49V48H162ZM6 50H8V49H6ZM11 50H12V47H11ZM15 50V49H14ZM25 50V49H24ZM30 50H32V48H30ZM34 50V49H33ZM35 50H36V48H35ZM45 50V49H44ZM70 50H72L71 48H70ZM74 50H73V52H74ZM80 50V49H79ZM101 50V49H100ZM113 50V51H114ZM117 50V49H116ZM124 50V49H123ZM122 50V51H123ZM136 50H139V49H136ZM152 50V49H151ZM155 50V49H154ZM13 51V50H12ZM23 50H21V51H18V52H22ZM26 51V50H25ZM54 51V50H53ZM55 51H56V49H55ZM59 51V50H58ZM89 51V50H88ZM91 51V50H90ZM134 51L135 50H133V53H134ZM141 50H139V51H136V52H140ZM143 51V50H142ZM7 52V51H6ZM6 52H5V54H6ZM51 52V51H50ZM49 52V53H50ZM64 52V51H63ZM82 51H80V53H81ZM83 52H85V53H88V52H86V51H83ZM102 52H105V51H102ZM110 52V54H111V51H109ZM125 52V51H124ZM149 53H150V51H148ZM159 52V51H158ZM164 52V51H163ZM167 52V51H166ZM32 53V52H31ZM53 53H55V52H53ZM74 53H78V52H74ZM91 53V52H90ZM126 54H127V52H125ZM128 53H130V52H128ZM143 53V52H142ZM148 53V54H149ZM154 53V52H153ZM2 54V53H1ZM10 55V53H7V55ZM27 55H29L28 53H26ZM40 54V53H39ZM56 54V53H55ZM73 54V53H72ZM71 54V56H73ZM94 54V53H93ZM98 54H99V52H98ZM101 54V53H100ZM121 54H123L124 55V53H121ZM138 54V53H137ZM140 54L141 53H139V59H141V56H140ZM143 54H145V52L143 53ZM147 54V51H146V54H145V56H143L144 58L146 57V55H148ZM8 55V56H9ZM12 55H14V57H15V54L12 52ZM17 55H18V53H17ZM20 55V54H19ZM33 55V54H32ZM81 55H82V53H81ZM114 55V54H113ZM156 55H158V53L156 54ZM5 56V55H4ZM56 56H57V54H56ZM99 56H101V55H99ZM108 56V55H107ZM107 56L105 55V57L107 58ZM51 57V56H50ZM70 57V56H69ZM75 57V56H74ZM81 57V56H80ZM89 57V56H88ZM127 57V56H126ZM175 57V56H174ZM10 58H11V56H10ZM25 57H23V59H24ZM29 58V57H28ZM54 58V57H53ZM56 58V57H55ZM61 58H62V55H61ZM61 58H59L58 60H60ZM118 58V57H117ZM119 58H121V57H119ZM133 58H135V57H133ZM155 58V57H154ZM173 58V57H172ZM11 59H13V57L11 58ZM10 59V60H11ZM22 59V58H21ZM20 59V60H21ZM26 59H27V56H26ZM48 59H50V58H48ZM57 59V58H56ZM70 59V58H69ZM83 59V58H82ZM87 59V58H86ZM101 59V58H100ZM114 59V58H113ZM127 59H129V57L127 58ZM137 59V58H136ZM138 59V60H139ZM166 59V58H165ZM65 60H66V57H65ZM64 60V61H65ZM88 60V59H87ZM97 60H98V58H97ZM102 60V59H101ZM111 60V59H110ZM138 60H136V61H138ZM144 60V59H143ZM159 60H161V58L159 59ZM158 59H157V61H159ZM212 60H214L213 58H212ZM211 60V61H212ZM25 61V60H24ZM44 61H47V60H44ZM52 61V60H51ZM73 61V60H72ZM91 61V60H90ZM111 61H113V60H111ZM115 61V60H114ZM132 61H134V60H132ZM136 61H134V62H136ZM142 61V60H141ZM210 60H209V63L211 62ZM215 61V60H214ZM213 61V62H214ZM2 62H4V61H2ZM2 62H1V65H3V69H4V66H6L5 64H2ZM28 61H26V63H27ZM38 62H40V61H38ZM49 62V61H48ZM53 62V61H52ZM61 62H62V60H61ZM127 62V61H126ZM129 62V61H128ZM133 62V63H134ZM153 62V61H152ZM177 62V61H176ZM5 63H8V62H6L5 61ZM16 63V62H15ZM28 63H30V62H28ZM28 63H27V65H28ZM41 63V62H40ZM50 63V62H49ZM124 63V62H123ZM130 63V62H129ZM143 63V62H142ZM148 63H150V62H148ZM181 63V62H180ZM11 64H13L12 63V61H11ZM21 64V63H20ZM24 64H25V62H24ZM38 64V63H37ZM46 64H47V62H46ZM62 64V63H61ZM60 64V65H61ZM102 64V63H101ZM118 64H119V62H118ZM117 64V65H118ZM132 64V63H131ZM138 64V63H137ZM146 64H147V62H146ZM156 64V63H155ZM160 64V63H159ZM217 64H218V62H217ZM18 65V64H17ZM22 65V67H26V66H23V64H21ZM58 65V64H57ZM63 65H65L64 63H63ZM62 65V66H63ZM99 65V64H98ZM103 65V64H102ZM105 65V64H104ZM115 65V64H114ZM120 65V64H119ZM162 65H163V63H162ZM188 65V64H187ZM186 65V66H187ZM191 65H192V63H191ZM13 66V65H12ZM11 66V67H12ZM15 66V65H14ZM106 66V65H105ZM113 66V65H112ZM133 66V65H132ZM155 66V65H154ZM164 66V65H163ZM181 66V65H180ZM211 66H212V64H211ZM21 67V66H20ZM33 67V69H34V66H32ZM32 67H31V69H32ZM37 67H39L38 65H37ZM52 67H54V66H52ZM61 66H59V68H60ZM64 67V66H63ZM98 67V66H97ZM99 67H101V66H99ZM139 67V66H138ZM147 67V66H146ZM156 67H157V65H156ZM174 67V66H173ZM196 67V66H195ZM2 68V67H1ZM9 68V67H8ZM48 68V67H47ZM51 68V67H50ZM72 68L74 69V71L75 72H77V73H79V74H86L87 75V73H90L91 71H93V66L88 62V61H86V60H80V61H74L73 62V64H72ZM104 68V67H103ZM109 68V67H108ZM114 68V67H113ZM121 68H125L124 67V65L121 67ZM132 68V67H131ZM136 68V67H135ZM155 68V67H154ZM209 68V67H208ZM27 69V68H26ZM30 69V70H31ZM57 69V68H56ZM71 69V68H70ZM115 69H116V67H115ZM142 69V68H141ZM140 69V70H141ZM152 69V68H151ZM158 69V68H157ZM176 69H177V67H176ZM198 69V68H197ZM196 69V70H197ZM212 69V68H211ZM1 70V69H0ZM4 70H6V67H5V69ZM11 70V69H10ZM17 70V69H16ZM25 70V69H24ZM30 70H28V71H30ZM35 70H36V67H35ZM40 70H42V69H40ZM62 70V69H61ZM67 70V69H66ZM65 70V71H66ZM101 70H103V69H101ZM107 70V69H106ZM109 70V69H108ZM138 70V69H137ZM145 70V69H144ZM156 69H154V71H155ZM163 70V69H162ZM15 70H13L12 72H14ZM47 71V70H46ZM73 71V72H74ZM95 72L97 71V70H94ZM123 71V70H122ZM127 71V70H126ZM128 71H130V70H128ZM153 71V72H154ZM158 71V70H157ZM157 71H155V72H157ZM210 71V70H209ZM1 72V71H0ZM4 72V71H3ZM7 72V71H6ZM50 72V71H49ZM54 72V71H53ZM57 72H58V70H57ZM64 72V71H63ZM69 72V71H68ZM100 71L98 70V73H99ZM103 72V71H102ZM102 72H100V73H102ZM106 72H109V71H106ZM105 72V73H106ZM120 72V71H119ZM124 72H125V70H124ZM142 72V71H141ZM30 73H32V71L30 72ZM42 73H43V71H42ZM46 73V72H45ZM97 73V72H96ZM114 73H116V72H114ZM130 73V72H129ZM149 73V72H148ZM160 73V72H159ZM177 73V72H176ZM187 73V72H186ZM8 74V73H7ZM24 74H25V72H24ZM58 74H60L59 72H58ZM63 74V73H62ZM61 74V76H60V78L62 77V76H64V75H62ZM68 74V73H67ZM71 74V73H70ZM69 74V75H70ZM104 74V73H103ZM120 74V73H119ZM122 74H125V73H123L122 72ZM121 74V75H122ZM137 74V73H136ZM141 74V73H140ZM155 74H157L158 75V72L157 73H155ZM9 75V74H8ZM19 75V74H18ZM100 75V74H99ZM160 75V74H159ZM161 75H162V72H161ZM160 75V76H161ZM166 75V74H165ZM176 75V74H175ZM178 76H179V74H177ZM2 76H6V75H1V77ZM49 76V75H48ZM54 77H55V75H53ZM110 75L108 74L107 75V77H109ZM116 75L114 74L113 75V77H115ZM126 76V75H125ZM139 76V75H138ZM160 76H158V77H160ZM164 75H162L161 77H163ZM167 76V75H166ZM174 76V75H173ZM172 76V77H173ZM197 76H198V74H197ZM202 76V75H201ZM204 76V75H203ZM16 77V76H15ZM18 77V76H17ZM41 77H43V76H41ZM50 77V76H49ZM59 76H57V78H58ZM67 77V76H66ZM84 77V76H83ZM137 77V76H136ZM149 77H151V75L150 76H148V78ZM169 77H171V76H169ZM177 77V76H176ZM10 78H12V77H10ZM65 78V77H64ZM67 78H69V77H67ZM72 78V77H71ZM71 78L69 79V80H71ZM75 78V77H74ZM93 78V77H92ZM104 78V77H103ZM102 78V79H103ZM110 78V77H109ZM109 78L107 79L108 81H109ZM129 78V77H128ZM142 78V77H141ZM146 78V77H145ZM166 79H167V77H165ZM206 78V77H205ZM3 80H4V78H2ZM5 79H7L6 77H5ZM9 79V78H8ZM20 79H22V78H20ZM25 79V78H24ZM31 79H32V77H31ZM31 79H29V80H31ZM37 79V78H36ZM53 79V78H52ZM73 79V78H72ZM85 79V78H84ZM83 79V80H84ZM90 79V78H89ZM114 79H116V78H114ZM130 79V78H129ZM133 79V78H132ZM135 79V78H134ZM176 79V78H175ZM183 79V78H182ZM16 80V79H15ZM55 80H57L56 79V77H55ZM63 80H65V79H63ZM68 80V79H67ZM67 80H65V82L67 81ZM74 80V79H73ZM73 80H72V82H73ZM98 81H99V79H97ZM101 80V79H100ZM118 80V79H117ZM123 80V79H122ZM131 80V79H130ZM137 80H139V79H137ZM155 80V79H154ZM163 80V79H162ZM177 80V79H176ZM192 80V79H191ZM237 80V79H236ZM8 81V80H7ZM12 81V80H11ZM20 82H21V80H19ZM32 81V80H31ZM34 81V80H33ZM36 82H37V80H35ZM46 81V80H45ZM50 81V80H49ZM60 81H62V80H60ZM76 81V80H75ZM92 81V80H91ZM93 81H94V79H93ZM112 81V79L110 80V82ZM165 81V80H164ZM168 81H170V79L168 80ZM175 81V80H174ZM179 81V80H178ZM2 82V81H1ZM4 82V81H3ZM13 82V81H12ZM24 82V81H23ZM30 82V81H29ZM29 82H27V83H29ZM35 82V83H36ZM59 82V81H58ZM89 82V81H88ZM87 82V83H88ZM95 82V81H94ZM102 82V81H101ZM100 82V83H101ZM104 82V81H103ZM114 82V81H113ZM112 82V83H113ZM127 82V81H126ZM132 82V81H131ZM137 82H140V81H137ZM166 82V81H165ZM176 82V81H175ZM175 82H173V83H175ZM241 82V81H240ZM5 83V82H4ZM62 83V82H61ZM64 83V82H63ZM63 83H62V85H63ZM68 83H70V82H68ZM76 83V82H75ZM74 83V84H75ZM111 83V84H112ZM142 83V82H141ZM160 83V82H159ZM161 83H163V82H161ZM167 83V82H166ZM170 83V82H169ZM183 83V82H182ZM191 83V82H190ZM190 83H188V84H190ZM232 83V82H231ZM239 83V82H238ZM17 83H15V85H16ZM85 84H86V82H85ZM105 84V83H104ZM111 84H110V87H111ZM132 84H133V82H132ZM137 84H140V83H137ZM137 84H135L136 85V87L138 86ZM144 84V83H143ZM147 84V83H146ZM148 84H149V82H148ZM177 84V83H176ZM180 84V83H179ZM183 84H185V83H183ZM187 84V85H188ZM193 84V83H192ZM234 84V83H233ZM232 84V85H233ZM236 84H237V82H236ZM1 85V84H0ZM8 85H9V83H8ZM12 84L10 83V85L9 86H11ZM14 85V84H13ZM13 85H12V87H13ZM89 85H90V83H89ZM94 85V84H93ZM103 85V84H102ZM102 85H100V86H102ZM114 85H117V83L116 84H114ZM113 85V86H114ZM124 85V84H123ZM135 85H133V86H135ZM17 86V85H16ZM30 86V85H29ZM28 86V87H29ZM36 86H37V84H36ZM65 86H67L66 84H65ZM69 86V85H68ZM86 86V85H85ZM87 86H88V84H87ZM120 86H121V83H120ZM120 86H118L119 88H120ZM125 86H126V84H125ZM160 86H162V85H160ZM164 86V85H163ZM174 86V85H173ZM188 86H190V85H188ZM6 87H7V85H6ZM91 87V86H90ZM139 87V86H138ZM150 87V86H149ZM153 87H156V86H153ZM187 87V86H186ZM1 88V87H0ZM3 88V87H2ZM1 88V89H2ZM9 88V87H8ZM14 88H16V87H14ZM30 88V87H29ZM38 88H39V91L41 92V94L43 95V97H45L46 99H48V101H53V104H54V102H59V103H61V104H63L65 107H67V108H76V107H78L79 105H82V104H84V105H86V104H88V101H89V99L87 100V102L86 101H82L81 100V98H75V97H73V96H70V95H68V94H66V93H64L61 89H59L58 87H57V85H55L54 83H52L51 81L50 82H44V83H42V84H40V85H38ZM73 88V87H72ZM71 88V89H72ZM76 88V87H75ZM85 88H87V87H85ZM93 88V87H92ZM92 88H91V90H92ZM95 88V87H94ZM114 88V87H113ZM125 88V87H124ZM127 88V87H126ZM170 88H172V87H170L169 86V89ZM180 88V87H179ZM190 88V87H189ZM11 89V88H10ZM67 89V88H66ZM71 89H70V91H71ZM77 89V88H76ZM79 89V88H78ZM87 89H90V88H87ZM96 89V88H95ZM101 89V88H100ZM109 89V88H108ZM111 89H112V87H111ZM115 89V88H114ZM113 89V90H114ZM139 89H140V87H139ZM145 89H147L146 87H145ZM159 89V88H158ZM194 89V88H193ZM233 89H235L234 87H233ZM18 90L19 91H22V90H20L19 88H18ZM69 90V89H68ZM102 90H104V89H102ZM148 90V89H147ZM157 90V89H156ZM165 91L167 90V89H164ZM180 90V89H179ZM179 90H178V93H179ZM183 90V89H182ZM188 90V89H187ZM232 90V89H231ZM236 90H238V88L236 89ZM17 91V90H16ZM24 91V90H23ZM31 91V90H30ZM115 91V90H114ZM113 91V92H114ZM122 91V90H121ZM151 91V90H150ZM177 91V90H176ZM189 91V90H188ZM191 91V90H190ZM1 92H4V90H1ZM92 92V91H91ZM102 92V91H101ZM112 92V93H113ZM116 92V91H115ZM136 92V91H135ZM134 91L132 92L133 94L135 93ZM193 92V91H192ZM191 92V93H192ZM230 92V91H229ZM20 93V92H19ZM28 93V92H27ZM33 93H34V91H33ZM95 93V92H94ZM98 93V92H97ZM103 93H105V92H103ZM108 93V92H107ZM118 93V92H117ZM117 93H114V94H117ZM129 93V92H128ZM163 93V92H162ZM175 93H177V92H175ZM195 93V92H194ZM232 93H233V91H232ZM237 93H238V91H237ZM241 93V92H240ZM244 93V92H243ZM260 93V92H259ZM24 94H25V92L23 93V96H24ZM96 94V93H95ZM113 94V95H114ZM132 94V95H133ZM136 94V93H135ZM159 94V93H158ZM196 94V93H195ZM34 95V94H33ZM101 95H102V93H101ZM104 95V94H103ZM107 95V94H106ZM111 95V94H110ZM150 95V94H149ZM152 95V94H151ZM165 95V94H164ZM175 95V94H174ZM184 95H186V93L184 94ZM260 95H261V93H260ZM7 98L9 99V95H8V93H7ZM36 96V95H35ZM80 96V95H79ZM92 97H93V95H91ZM105 96V95H104ZM136 96H137V94H136ZM148 96V95H147ZM153 96V95H152ZM157 96V95H156ZM180 96V95H179ZM182 96V95H181ZM189 96H191V95H189ZM239 96V95H238ZM245 96H247V95H245ZM27 97V96H26ZM82 97H84V96H82ZM118 97V96H117ZM123 97V96H122ZM121 97V98H122ZM129 97V96H128ZM138 97V96H137ZM137 97H135L136 99H137ZM140 97H141V95H140ZM149 97H151V96H149ZM149 97H147V98H145V99H148ZM175 97V96H174ZM178 97V96H177ZM243 97V96H242ZM4 98H5V96H4ZM7 98H5V99H7ZM29 98V97H28ZM31 98V97H30ZM99 98V97H98ZM111 98H112V95H111ZM169 98V97H168ZM180 98V97H179ZM11 99V98H10ZM27 99V98H26ZM34 99V98H33ZM117 99V98H116ZM115 99V100H116ZM131 99V98H130ZM192 99V98H191ZM13 100H14V97H13ZM17 100H19V98H17ZM21 100V99H20ZM30 100H32V99H30ZM41 100V99H40ZM84 100V99H83ZM133 100V99H132ZM138 100V99H137ZM144 100V99H143ZM142 100V101H143ZM156 100H157V98H156ZM161 100V99H160ZM168 100V99H167ZM172 100V99H171ZM174 100V99H173ZM172 100V101H173ZM187 100V99H186ZM5 101V104H6V100H4ZM4 101H3V103H4ZM11 101V100H10ZM23 101V100H22ZM36 101V100H35ZM46 101V100H45ZM44 101V102H45ZM106 101V100H105ZM111 101V100H110ZM109 101V102H110ZM117 101V100H116ZM119 101V100H118ZM117 101V102H118ZM134 101H136V100H134ZM149 101H151V100H149ZM170 101V100H169ZM175 101V100H174ZM194 101V100H193ZM21 102V101H20ZM20 102H19V104H20ZM29 102V101H28ZM37 102V101H36ZM40 102V101H39ZM43 102V101H42ZM95 102V101H94ZM111 102H113V100L111 101ZM115 102V101H114ZM113 102V103H114ZM146 102V101H145ZM144 102V103H145ZM162 102V101H161ZM176 102V101H175ZM192 102V101H191ZM196 102V101H195ZM199 102V101H198ZM249 102H251V101H249ZM2 103V104H3ZM26 103V102H25ZM29 103H31V102H29ZM91 103V102H90ZM89 103V104H90ZM135 103H137V102H135ZM139 103V102H138ZM149 103V102H148ZM255 103H256V101H255ZM4 104V105H5ZM11 103H9V105H10ZM17 104V103H16ZM18 104V105H19ZM27 104V103H26ZM61 104H59V105H61ZM100 104H101V102H100ZM99 104V105H100ZM120 104V103H119ZM131 104V103H130ZM134 104V103H133ZM140 104H141V102H140ZM157 104V103H156ZM155 104V105H156ZM168 104V103H167ZM186 104H187V101H186ZM196 104H198L197 102H196ZM257 104V103H256ZM4 105H1V106H4ZM21 105H22V103H21ZM43 105V104H42ZM41 105V106H42ZM48 105V104H47ZM56 105H58V104H55V106ZM122 105H124L123 103H122ZM154 105V106H155ZM164 105H165V103H164ZM190 105V104H189ZM192 105V104H191ZM213 105V104H212ZM254 105V104H253ZM261 105V104H260ZM263 105V104H262ZM6 107L5 108H7V104L5 105ZM23 106V105H22ZM44 106H45V104H44ZM94 106V105H93ZM92 106V107H93ZM116 106H118L117 104H116ZM131 106V105H130ZM140 106V105H139ZM143 106V105H142ZM158 106V105H157ZM195 106V105H194ZM250 106V105H249ZM18 107H21L20 105L19 106H17V108ZM27 108H28V106H26ZM26 107H23V108H26ZM31 107V106H30ZM50 107V106H49ZM88 107V106H87ZM89 107H91V106H89ZM88 107V108H89ZM102 107V106H101ZM100 107V108H101ZM103 107H105V106H103ZM124 107V106H123ZM128 107V106H127ZM160 107V106H159ZM172 107V106H171ZM196 107H197V105H196ZM199 107V106H198ZM217 107H219V106H217ZM256 107L257 106H255V109H256ZM264 107V106H263ZM1 108V107H0ZM3 108V107H2ZM16 108V107H15ZM32 108V107H31ZM57 108V107H56ZM84 108V107H83ZM86 108V107H85ZM95 108V107H94ZM97 108V107H96ZM95 108V109H96ZM109 108H111L112 109V106H110ZM118 108H120V106H118ZM117 108V109H118ZM122 108V107H121ZM126 108V107H125ZM164 108V107H163ZM186 108H188V106L186 107ZM190 108H192V107H190ZM190 108H188V109H190ZM194 108V107H193ZM251 108H253V106L251 107ZM250 108V109H251ZM12 109H14L13 107H12ZM36 109V108H35ZM66 109V108H65ZM102 109V108H101ZM103 109H105V108H103ZM102 109V110H103ZM123 109V108H122ZM178 109V108H177ZM212 109V108H211ZM215 109V108H214ZM254 109V108H253ZM252 109V110H253ZM254 109V110H255ZM5 110V109H4ZM7 110H10V109H7ZM60 110V109H59ZM80 110V109H79ZM92 110V109H91ZM105 110H107V109H105ZM105 110H103V111H105ZM113 110H114V108H113ZM113 110H112V112L109 110V111H107V112H111V113H113ZM121 110V109H120ZM120 110H118V111H120ZM174 110H176V109H174ZM187 110V109H186ZM197 110H199V109H197ZM252 110H250V111H252ZM262 110V109H261ZM17 111V110H16ZM31 111V110H30ZM33 111H34V109H33ZM49 111V110H48ZM94 111V110H93ZM97 111V110H96ZM131 111H132V114L134 115V117L135 118H137V119H139V120H147V117H148V112H146L144 109H140V108H138V109H133L132 110V108H131ZM130 111V112H131ZM192 111V110H191ZM220 111V110H219ZM218 111V112H219ZM259 111V110H258ZM1 112V111H0ZM7 112V111H6ZM13 112H15L14 110H13ZM51 112V111H50ZM62 112H63V110H62ZM61 112V113H62ZM66 112V111H65ZM70 111L68 110V113H69ZM73 112H74V110H73ZM77 112H79V111H77ZM76 112V113H77ZM115 112H117V111H115ZM114 112V113H115ZM125 112V111H124ZM129 112V113H130ZM156 113H157V111H155ZM160 112H161V110H160ZM170 112V111H169ZM173 112V111H172ZM178 112V111H177ZM210 112H212V111H210ZM215 112H217V110L215 111ZM255 112V111H254ZM2 113V112H1ZM5 113V112H4ZM16 113H18L19 114V111L18 112H16ZM20 113H23V111L22 112H20ZM29 113V112H28ZM48 113V112H47ZM52 113V112H51ZM51 113H49L51 116H52V114ZM60 113V114H61ZM81 113V112H80ZM89 113H91V112H89ZM123 113V112H122ZM174 113V112H173ZM172 113V114H173ZM189 113V112H188ZM192 113V112H191ZM214 113V112H213ZM222 112H220V114H221ZM245 113V112H244ZM256 113H257V111H256ZM255 113V114H256ZM263 113H264V111H263ZM10 114H11V112H10ZM27 114V113H26ZM59 114V112L57 113V115ZM78 114V113H77ZM76 114V115H77ZM88 114V113H87ZM109 114V113H108ZM214 114H216V113H214ZM220 114H219V116H220ZM261 114V113H260ZM1 115H3V114H1ZM12 115V114H11ZM13 115H15V116H13V117H16V114H13ZM34 115H35V113H34ZM79 115V114H78ZM167 115V114H166ZM169 115V114H168ZM184 115H186L185 113H184ZM205 115V114H204ZM243 115V114H242ZM6 117H7V115H5ZM4 116V117H5ZM18 116V115H17ZM64 116V115H63ZM89 116V115H88ZM112 116V115H111ZM150 116V115H149ZM202 116V115H201ZM200 116V117H201ZM259 116V115H258ZM257 116V117H258ZM12 117V116H11ZM21 117H23V115L21 114V116H20V119H21ZM34 117V116H33ZM37 117V116H36ZM48 117V116H47ZM53 117V116H52ZM65 117V116H64ZM78 117V116H77ZM76 117V118H77ZM81 117V116H80ZM109 117V116H108ZM124 117V116H123ZM129 117V116H128ZM179 117V116H178ZM182 117V116H181ZM192 117V116H191ZM195 117V116H194ZM1 118V117H0ZM28 118V117H27ZM26 118V119H27ZM50 118V117H49ZM91 118V117H90ZM113 118V120L115 119L116 120V118H114V117H112ZM112 118H111V121H112ZM118 118V117H117ZM153 118V117H152ZM160 118V117H159ZM169 118V117H168ZM175 118V117H174ZM185 118V117H184ZM199 118V117H198ZM208 118V117H207ZM259 118V117H258ZM261 118H264V117H262L261 116ZM10 119V118H9ZM12 119V118H11ZM19 119V120H20ZM26 119H24V121L26 120ZM29 119V118H28ZM27 119V120H28ZM110 119V118H109ZM108 119V120H109ZM122 119V118H121ZM121 119H119L120 121H121ZM170 119V118H169ZM211 119H213L214 120V118H210L209 120L210 121H212ZM216 119V121H217V118H215ZM14 120V119H13ZM29 120H31V119H29ZM33 120V119H32ZM44 120H45V118H44ZM90 120V119H89ZM81 121L80 120V122H75L74 120H67L66 122H65V124H66V126L67 127H69V128H75V127H79V128H83V129H88V128H91V126H92V122H90V121ZM129 120V119H128ZM193 119L192 118H190V121H192ZM203 120H205V118L203 119ZM207 120V119H206ZM205 120V121H206ZM259 120V119H258ZM15 121V120H14ZM79 121V120H78ZM92 121V120H91ZM119 121V122H120ZM165 121V120H164ZM167 121V120H166ZM181 121V120H180ZM185 121V120H184ZM183 121V123H185ZM189 121V120H188ZM189 121V122H190ZM196 121H198V120H196ZM235 120H233L232 122H234ZM237 121H239V120H237ZM256 121H257V119H256ZM263 121V123H264V120H262ZM19 122V121H18ZM22 122V121H21ZM26 122V121H25ZM36 122V121H35ZM35 122H34V124H35ZM53 122V121H52ZM51 122V123H52ZM54 122H57V121H54ZM94 122V121H93ZM96 122V121H95ZM114 122H117V121H114ZM119 122H117V123H119ZM122 122V121H121ZM131 122V121H130ZM194 122V121H193ZM219 122V121H218ZM222 122V121H221ZM236 122V121H235ZM260 122V121H259ZM1 123H3V122H1ZM0 123V124H1ZM10 123H13L12 121L10 122ZM30 123V122H29ZM31 123H32V121H31ZM45 123V122H44ZM59 123V122H58ZM124 123H126V122H124ZM138 123V122H137ZM179 123H181V122H179ZM195 123V122H194ZM198 123H200V122H198ZM197 123V124H198ZM206 123V122H205ZM212 123H213V121H212ZM220 123V122H219ZM227 123H228V120H227ZM231 123V122H230ZM237 123H239V122H237ZM263 123H261V124H263ZM7 124H8V121H7ZM7 124H5V125H7ZM64 124V125H65ZM96 124V123H95ZM94 124V126H96ZM101 124V123H100ZM141 124V123H140ZM173 124V123H172ZM171 124V125H172ZM186 124V123H185ZM197 124H194V125H197ZM200 124H204V123H200ZM209 124V123H208ZM223 124H225V123H223ZM4 125V127H6ZM9 125V124H8ZM7 125V126H8ZM17 126H18V124H16ZM23 125V124H22ZM29 125V124H28ZM28 125H26L27 127H28ZM56 125V124H55ZM112 125V124H111ZM170 125V124H169ZM170 125V126H171ZM187 125V124H186ZM199 125V124H198ZM211 125V124H210ZM235 125V124H234ZM256 125V124H255ZM9 126H11V125H9ZM8 126V127H9ZM19 126H21V124L19 125ZM54 126V125H53ZM107 126V125H106ZM133 126V125H132ZM131 126V127H132ZM141 126V125H140ZM143 126H144V124H143ZM143 126H142V128H143ZM151 126H152V123H151ZM156 126V125H155ZM177 126H179V125H177ZM181 126H182V124H181ZM202 126V125H201ZM207 126H209V125H207ZM206 126V127H207ZM219 126V125H218ZM222 126V125H221ZM225 126V125H224ZM253 126V125H252ZM3 127V126H2ZM3 127V128H4ZM25 127V124H24V126H23V128ZM60 127V126H59ZM93 127V126H92ZM109 127V126H108ZM129 127V126H128ZM130 127V128H131ZM150 127V126H149ZM214 127V126H213ZM260 127H262L261 125H260ZM10 128V127H9ZM22 128V129H23ZM26 128V127H25ZM30 128V127H29ZM62 128V127H61ZM65 128V127H64ZM97 128V127H96ZM118 128H119V126H118ZM139 128V127H138ZM141 128V127H140ZM145 128V127H144ZM180 128V127H179ZM188 127H186V129H187ZM210 128H212V126L210 127ZM216 128H217V126H216ZM231 128H233V130H234V127H231ZM250 128V127H249ZM252 128V127H251ZM264 128V127H263ZM12 129V128H11ZM21 129V130H22ZM66 129V128H65ZM110 129V128H109ZM135 129H136V127H135ZM146 129H147V126H146ZM159 129H160V127H159ZM183 129V128H182ZM197 129V128H196ZM255 129V128H254ZM257 129V128H256ZM6 130H8V129H6ZM39 130V129H38ZM73 130V129H72ZM78 130V129H77ZM93 130V129H92ZM125 130V129H124ZM133 130V129H132ZM139 131H140V129H138ZM171 130V129H170ZM177 130V129H176ZM179 131H180V129H178ZM189 130H190V127H189ZM207 130V129H206ZM213 130H214V128H213ZM212 130V131H213ZM216 130V129H215ZM214 130V131H215ZM224 130V129H223ZM233 130H231V131H233ZM1 131H3V129L1 130ZM13 131V130H12ZM69 131V130H68ZM67 131V132H68ZM74 131H75V129H74ZM108 131V130H107ZM118 131V130H117ZM134 131V130H133ZM132 131V132H133ZM138 131V132H139ZM150 131H152V130H150ZM161 131H162V129H161ZM200 131H201V129H200ZM216 131H218V130H216ZM220 131H221V129H220ZM225 131V130H224ZM228 131H230V129L228 130ZM251 131V130H250ZM18 132V131H17ZM22 132V131H21ZM20 132V133H21ZM31 132H34V131H31ZM30 132V133H31ZM37 132V131H36ZM40 132V131H39ZM46 132H47V130H46ZM66 132V131H65ZM64 132V133H65ZM91 132V131H90ZM136 132V131H135ZM169 132V131H168ZM176 133H178L177 131H175ZM191 132V131H190ZM202 132V131H201ZM227 132V131H226ZM244 132V131H243ZM1 133V132H0ZM7 133V132H6ZM16 133V132H15ZM19 133V134H20ZM29 133V132H28ZM69 133V132H68ZM109 133H112V132H109ZM131 133V132H130ZM140 133V132H139ZM171 132H169V134H170ZM179 133H181V132H179ZM184 133V132H183ZM186 133H188V132H186ZM198 133V132H197ZM207 133V132H206ZM212 133V132H211ZM210 133V134H211ZM225 133V132H224ZM231 133V132H230ZM241 133V132H240ZM246 133H247V131H246ZM253 133H255V130H254V132ZM8 134V133H7ZM11 134V133H10ZM9 134V135H10ZM32 134V133H31ZM41 134H43V131H42V133ZM61 134V133H60ZM84 134H87V133H84ZM113 134V133H112ZM117 134V133H116ZM123 134V133H122ZM141 134V133H140ZM146 134V133H145ZM145 134H143V135H145ZM182 134V133H181ZM199 134V133H198ZM251 134V133H250ZM249 134V135H250ZM8 135V136H9ZM18 135V134H17ZM23 135V134H22ZM28 135V134H27ZM35 135V134H34ZM54 135V134H53ZM62 135V134H61ZM68 135V134H67ZM70 135H75L74 133H71V130H70V133H69V135H68V137H67V140L65 139V143H63V144H61V143H59V144H57L56 143V147L58 146V153L62 156V155H66V156H70V154H71V151L73 150V146L75 145V143H76V141L78 140V136H77V138H76V141L74 142V143H72L71 142V140H70ZM80 135H81V133H80ZM88 135V134H87ZM107 135V134H106ZM121 135V134H120ZM120 135H119V137H120ZM135 135V134H134ZM172 135V134H171ZM170 135V136H171ZM174 135H175V133H174ZM195 135V134H194ZM226 135V134H225ZM230 135V134H229ZM252 135V134H251ZM5 136V135H4ZM7 136V137H8ZM12 136V135H11ZM48 136V135H47ZM50 136V135H49ZM113 136V135H112ZM116 136V135H115ZM126 136V135H125ZM140 136V135H139ZM154 136H157L156 134L154 135ZM153 136V137H154ZM163 136V135H162ZM183 136V135H182ZM188 136H190V135H188ZM210 136V135H209ZM208 136V137H209ZM234 136V135H233ZM253 136V135H252ZM255 136V135H254ZM253 136V137H254ZM25 137V136H24ZM23 137V138H24ZM27 137V136H26ZM44 137V136H43ZM45 137H46V135H45ZM44 137V138H45ZM52 137H54V136H51V138ZM57 137V136H56ZM63 137V136H62ZM76 137V136H75ZM85 137V136H84ZM87 137V136H86ZM110 137V136H109ZM145 137V136H144ZM161 137V136H160ZM174 137V136H173ZM172 137V138H173ZM177 137H178V134H177ZM243 137H244V134H243ZM250 137V136H249ZM2 138V137H1ZM28 138V137H27ZM32 138H34V136L32 135ZM40 138V137H39ZM46 138H49V137H46ZM83 138V137H82ZM92 138V137H91ZM95 138V137H94ZM93 138V140H95ZM96 138H98V137H96ZM129 138H131V137H129ZM150 138V137H149ZM157 138V137H156ZM168 138H169V136H168ZM189 138V137H188ZM191 139H192V137H190ZM196 138V137H195ZM202 138V137H201ZM206 138V136L203 138V141H201V143H203L204 142V139ZM245 138V137H244ZM247 138V137H246ZM4 139V138H3ZM21 141H22V138H19ZM19 139H17V140H19ZM30 139V138H29ZM35 139H36V137H35ZM55 139V138H54ZM58 139V138H57ZM84 139V138H83ZM82 139V140H83ZM87 139H88V137H87ZM104 139V138H103ZM113 139V138H112ZM157 139H159V137L157 138ZM163 139V138H162ZM184 139V138H183ZM193 139H194V137H193ZM198 139V138H197ZM208 139V138H207ZM213 139H215V138H213ZM251 139H253V138H251ZM8 140V139H7ZM19 140V141H20ZM48 140V139H47ZM60 140V139H59ZM63 140V139H62ZM85 141H86V139H84ZM92 140V141H93ZM97 140V139H96ZM165 140H166V138H165ZM199 140H202V139H200L199 138ZM240 140V139H239ZM247 140H248V138H247ZM9 141H10V139H9ZM12 141V140H11ZM15 141H16V138H15ZM14 141V142H15ZM18 141V142H19ZM25 141H28V143H29V140H25ZM24 141V142H25ZM32 141V140H31ZM30 141V142H31ZM42 140H40V142H41ZM43 141H44V139H43ZM52 141V140H51ZM55 141V140H54ZM57 141V140H56ZM55 141V142H56ZM80 141V140H79ZM84 141V142H85ZM89 141V140H88ZM134 141V140H133ZM132 141V142H133ZM195 141V140H194ZM209 141H210V139H209ZM243 141H244V139H243ZM258 141V140H257ZM2 142H4V141H2ZM13 142V141H12ZM23 142V141H22ZM38 142V141H37ZM49 142V141H48ZM54 142V143H55ZM61 142H63V141H61ZM82 142V141H81ZM107 142V141H106ZM160 142H161V140H160ZM181 142H183V140L181 141ZM193 142V141H192ZM200 142V141H199ZM198 142V143H199ZM211 142H213V141H211ZM240 143H241V140L239 141ZM245 142V141H244ZM255 142V141H254ZM7 143H8V141H7ZM27 143V142H26ZM35 143V142H34ZM44 143H45V141H44ZM134 143V142H133ZM162 143V142H161ZM174 143V142H173ZM184 143V142H183ZM197 143V142H196ZM207 143H210V142H207ZM206 143V145L208 146V144ZM224 143V142H223ZM250 143V142H249ZM17 144V143H16ZM37 145H38V143H36ZM80 144V143H79ZM82 144H84V143H82ZM154 144V143H153ZM171 144V143H170ZM194 144H195V142H194ZM219 144V143H218ZM221 144V143H220ZM225 144V143H224ZM246 144V143H245ZM244 144V145H245ZM247 144H248V141H247ZM250 144H252V143H250ZM249 144V145H250ZM10 145V144H9ZM41 145H43V143L41 144ZM55 145V144H54ZM86 145V144H85ZM110 145H111V143H110ZM147 145V144H146ZM179 146H183V144H181V143H179L178 144ZM196 145V144H195ZM199 145H200V143H199ZM203 145H205V143L203 144ZM214 145V144H213ZM242 145V144H241ZM7 146V145H6ZM6 146H4V147H6ZM36 146V145H35ZM76 146H77V144H76ZM75 146V147H76ZM87 146V145H86ZM166 146V145H165ZM168 146V145H167ZM172 146V145H171ZM207 146H206V148H207ZM256 146V145H255ZM20 147V146H19ZM54 148H55V146H53ZM74 147V148H75ZM156 147V146H155ZM202 147H204V146H202ZM210 147H213V146H211L210 145ZM251 147V146H250ZM252 147H254V146H252ZM251 147V148H252ZM1 148H3V147H1ZM24 148V147H23ZM22 148V149H23ZM32 147H30V149H31ZM41 148H43V147H41ZM40 148V149H41ZM176 148H177V146H176ZM175 148V149H176ZM179 148V147H178ZM183 147H181V149H182ZM198 148H200V146L198 147V145H197V149ZM205 148V149H206ZM219 149H218V151L220 152H218L219 154H221L222 156H225V157H231V159H232V156L235 154V153H233V151L230 149V148H228V146H221V147H218ZM4 149V148H3ZM14 149V148H13ZM13 149H12V151H13ZM17 148H15V150H16ZM29 149V150H30ZM49 149V148H48ZM70 150V153L69 154H65V150ZM85 149V148H84ZM147 149V148H146ZM145 149V147H143L142 145H135V146H132V145H130V143H128L127 141H121V140H118V141H116V142H114L109 148H108V153H110V155L109 156H107V159H105V160H103L101 163H100V165L99 166H96V173L98 174H96L97 175V178H99V180H101L102 182H105L104 183V185H106V187L108 186V187H110V185H112V183L110 182V181H116V180H123L122 182V184H124L125 185V188H127L128 190H127V192H128V194L127 195H125L124 197H126V200H128V203L129 204H131V205H134V206H136V207H140V209L142 208V207H148V206H151V205H155V204H159V203H161L164 199H173V198H175L176 197V199H178V201H180V203L181 202H183L184 204L187 202V203H192V204H196V203H199V199H201L202 197H200V196H198L199 194L196 192V190L193 188V189H191V188H186V189H184V190H178L174 185H175V181L177 180L176 179V172H174L175 170H173V166H171L167 161H165L164 159L165 158H160L157 154H152L151 152V154L150 153H148L147 152V150ZM209 149V148H208ZM248 149V148H247ZM246 149V150H247ZM2 150V149H1ZM5 150H8L7 148L5 149ZM11 150V149H10ZM23 150H25V149H23ZM42 150H44V152H45V149H42ZM104 150V149H103ZM168 150V149H167ZM183 150V149H182ZM186 150V149H185ZM20 151V150H19ZM28 151V150H27ZM39 151V150H38ZM48 151V150H47ZM79 151H80V149H79ZM94 151V150H93ZM199 151V150H198ZM203 151V150H202ZM211 151H212V149H211ZM213 151H214V149H213ZM10 152V151H9ZM16 152V151H15ZM18 152V151H17ZM31 152V151H30ZM35 152H37V151H35ZM42 152V151H41ZM44 152H43V154H44ZM56 152V153H57ZM77 152H78V150H77ZM81 152V151H80ZM100 152V151H99ZM171 152V151H170ZM195 152V151H194ZM11 153H13V152H11ZM10 153V154H11ZM39 153V152H38ZM47 153V152H46ZM45 153V154H46ZM55 153V152H54ZM57 153V154H58ZM73 153H74V151H73ZM84 153H85V151H84ZM166 153H168V152H166ZM165 153V154H166ZM188 153V152H187ZM212 153V152H211ZM245 153V152H244ZM25 154H28V153H26V151H25ZM30 154V153H29ZM51 154V153H50ZM79 154V153H78ZM160 154V153H159ZM174 154V153H173ZM3 155V154H2ZM7 155V154H6ZM13 155V154H12ZM21 156H22V154H20ZM32 155H33V152H32ZM35 155H37V154H35ZM40 155H42V154H40ZM46 155H48V154H46ZM161 155V154H160ZM167 155V154H166ZM165 155V156H166ZM169 155V154H168ZM172 155V154H171ZM175 155H177V153L175 154ZM180 155V154H179ZM216 155V154H215ZM9 156V155H8ZM14 156H15V153H14ZM16 156H17V154H16ZM31 156V155H30ZM45 156V155H44ZM54 156H56V155H54ZM79 156V155H78ZM173 156V155H172ZM196 156V155H195ZM248 156V155H247ZM246 156V157H247ZM3 157V156H2ZM88 157V156H87ZM98 157V156H97ZM211 157H212V155H211ZM217 157V156H216ZM250 157V156H249ZM249 157H248V159H249ZM40 158V157H39ZM55 158H57V157H55ZM79 158H81V156L79 157ZM205 158V157H204ZM220 158V157H219ZM241 158V157H240ZM1 159V158H0ZM68 159H70V158H68ZM171 159V158H170ZM178 159H180V158H178ZM222 159V158H221ZM230 159V160H231ZM236 159H238V158H236ZM244 159V158H243ZM4 160V159H3ZM9 160V159H8ZM172 160V159H171ZM185 160V159H184ZM207 160V159H206ZM242 160V159H241ZM256 161H257V158L255 159ZM0 161H2V160H0ZM86 161H88V160H86ZM188 161V160H187ZM205 161V160H204ZM225 161V160H224ZM233 161H236L235 159L233 160ZM239 161V160H238ZM244 161V160H243ZM242 161V162H243ZM255 161V162H256ZM260 161V160H259ZM5 162H6V160H5ZM4 162V163H5ZM72 162V161H71ZM210 162V161H209ZM249 162H252V161H250L249 160ZM1 163L2 162H0V165H1ZM63 163V164H62ZM82 163V162H81ZM215 163H217V160H216V162H214L213 164H215ZM233 163V162H232ZM247 163H248V161H247ZM6 164V163H5ZM7 164H9V163H7ZM83 164H85V162L83 163ZM219 164V163H218ZM217 164V166H219V165H221V164H219L218 165ZM223 164V163H222ZM238 164V163H237ZM237 164H236V166H237ZM251 164V163H250ZM254 164V163H253ZM3 165V164H2ZM1 165V166H2ZM73 165V164H72ZM184 165V168H185V171L188 173V174H190V175H200V173H201V171L203 170V169H201V167H200V165L201 164H199L197 161L195 162V161H189V162H186V163H184L183 164ZM224 165V164H223ZM232 165V164H231ZM235 165V164H234ZM242 165H246V164H242ZM255 165V164H254ZM259 165H260V163H259ZM258 165V166H259ZM69 166V165H68ZM77 166V165H76ZM88 166V165H87ZM94 166V165H93ZM214 166H216V165H213V167ZM226 166V165H225ZM224 166V167H225ZM228 166V165H227ZM226 166V167H227ZM241 166V165H240ZM7 167V166H6ZM5 167V168H6ZM10 167V166H9ZM75 167V166H74ZM221 167H223V166H221ZM233 167V166H232ZM246 167V166H245ZM245 167H243V169L245 168ZM249 167V166H248ZM262 167V166H261ZM82 168V167H81ZM215 168V167H214ZM234 168V167H233ZM237 168V167H236ZM239 168V167H238ZM238 168H237V170H238ZM241 168H242V166H241ZM247 168V167H246ZM17 169L21 172V173H23V174H25V175H27V176H33V175H35V172H46V173H63V177H65L64 176V174L66 173V169L67 168H65V165H64V161L62 162L61 160H57V161H54V162H46L45 160L43 161L42 159H25V160H22L20 163H19V165H18V167H17ZM85 169V168H84ZM219 169V168H218ZM227 169V168H226ZM232 169V168H231ZM249 169V168H248ZM248 169H247V171H248ZM260 169V168H259ZM3 170V169H2ZM222 171L224 170V169H221ZM234 170H235V168H234ZM242 170V169H241ZM240 170V171H241ZM10 171V170H9ZM9 171H0V179H3V180H10V178L11 177H13L12 175H10V173H9ZM68 171V170H67ZM91 171V170H90ZM89 171V172H90ZM95 171V170H94ZM94 171H93V173H94ZM228 171V170H227ZM42 172V173H43ZM87 172V171H86ZM237 172V171H236ZM253 172V171H252ZM251 172V173H252ZM259 172H260V170H259ZM13 173V172H12ZM16 173V172H15ZM46 173H44V174H46ZM69 173V172H68ZM206 173V172H205ZM244 173V172H243ZM255 173V172H254ZM14 174V173H13ZM18 174V173H17ZM16 174V175H17ZM92 174V173H91ZM204 174V173H203ZM228 174V173H227ZM240 174V173H239ZM259 174V173H258ZM79 175L80 176H82V178L84 177V179H83V182H85L84 180H87L88 181V183H91L92 182V180H91V178H90V176H88V175H85V173L83 172V171H80V173H79ZM237 176H238V174H236ZM40 176V175H39ZM67 176V175H66ZM229 176V175H228ZM258 176V175H257ZM263 176V175H262ZM25 177V176H24ZM33 177H35V176H33ZM42 177H43V175H42ZM48 177H50V176H48ZM51 177H53V176H51ZM50 177V178H51ZM56 177V176H55ZM54 177V178H55ZM94 177H95V175H94ZM221 177V176H220ZM227 177V176H226ZM226 177H225V179L224 180H226ZM259 177V176H258ZM14 178V177H13ZM15 178H16V176H15ZM70 178H72V177H70ZM70 178H68L67 177V179L69 180ZM200 178V177H199ZM229 178V177H228ZM227 178V179H228ZM263 178V177H262ZM26 179V178H25ZM44 179V178H43ZM60 179V178H59ZM66 179V178H65ZM212 179V178H211ZM219 179V178H218ZM15 180V179H14ZM64 180V179H63ZM68 180H65V181H68ZM199 180V179H198ZM204 180V179H203ZM54 182H55V180H53ZM52 181V182H53ZM58 181V180H57ZM106 181H109L108 183H106ZM194 181V180H193ZM11 182V181H10ZM29 182V181H28ZM33 182L35 183L36 182V180L34 181L33 180ZM39 182V181H38ZM46 182V181H45ZM45 182H43V183H45ZM47 182H49V181H47ZM53 182V183H54ZM59 182H61V181H59ZM59 182H57V184L59 183ZM101 182V183H102ZM197 182V181H196ZM205 182H207V181H205ZM219 182V181H218ZM225 182V181H224ZM227 182V181H226ZM225 182V184H228V183H226ZM228 182H229V180H228ZM1 183V182H0ZM9 183V182H8ZM31 183V182H30ZM37 183V182H36ZM40 183H42L41 181H40ZM52 183V184H53ZM67 183V182H66ZM185 183V182H184ZM212 183V182H211ZM223 183V182H222ZM2 184H3V181H2ZM1 184V185H2ZM11 184V183H10ZM32 184V183H31ZM47 184V183H46ZM49 184V183H48ZM68 184V183H67ZM193 184L195 185V183L193 182ZM199 184V183H198ZM9 185V184H8ZM12 185V184H11ZM40 185H43V184H40ZM54 185V184H53ZM52 185V186H53ZM56 185V184H55ZM66 185V184H65ZM65 185H62V186H65ZM76 185V184H75ZM120 185V184H119ZM188 185V184H187ZM189 185H190V182H189ZM192 185V184H191ZM202 185V184H201ZM211 185V184H210ZM214 184H212V186H213ZM230 185H232V184H230ZM4 186V185H3ZM6 186H7V183H6ZM10 186V185H9ZM34 186H35V184H34ZM57 186V185H56ZM59 186H60V184H59ZM76 186H78V185H76ZM199 186V185H198ZM71 187V186H70ZM107 187V188H108ZM119 187V186H118ZM121 187V186H120ZM119 187V188H120ZM208 187V186H207ZM214 187H216V186H214ZM227 187V186H226ZM37 188H39V187H37ZM53 188V187H52ZM58 188V187H57ZM98 188H100V187H98ZM103 188V187H102ZM124 188V189H125ZM180 188V187H179ZM217 188V187H216ZM216 188H215V190H216ZM224 188H225V185H224ZM230 188V187H229ZM62 189V188H61ZM106 189V188H105ZM115 189V188H114ZM219 189V188H218ZM228 189V188H227ZM59 190V189H58ZM71 190V189H70ZM69 190V191H70ZM104 190V189H103ZM110 190V189H109ZM118 190V189H117ZM120 190V189H119ZM200 190V189H199ZM214 190V189H213ZM224 190V189H223ZM222 190V191H223ZM65 191V190H64ZM69 191H68V193H69ZM116 191V190H115ZM202 191V190H201ZM225 191H226V189H225ZM62 192H63V190H62ZM107 192V191H106ZM113 192V191H112ZM120 192V191H119ZM209 192V191H208ZM219 192V191H218ZM221 192V191H220ZM230 192H231V189H230ZM57 193V192H56ZM73 193H75V192H73ZM108 193V192H107ZM117 193V192H116ZM111 194H114V192L113 193H111ZM212 194V193H211ZM238 194V193H237ZM50 195H51V193H50ZM107 195V194H106ZM105 195V196H106ZM202 195V194H201ZM205 195V194H204ZM225 195V194H224ZM246 195V194H245ZM48 196H49V194H48ZM52 196V195H51ZM59 196V195H58ZM114 196V195H113ZM243 196V195H242ZM50 197V196H49ZM53 197V196H52ZM222 197V196H221ZM223 197H225V196H223ZM228 197V196H227ZM235 197V196H234ZM238 198H239V196H237ZM244 197V196H243ZM99 198V197H98ZM237 198V199H238ZM53 199H55V197L53 198ZM53 199H51V200H53ZM207 199V198H206ZM206 199H204V200H206ZM209 199V198H208ZM212 199V198H211ZM50 200V199H49ZM56 200V199H55ZM88 200V199H87ZM97 200H99V199H96V201ZM121 200H122V198H121ZM121 200H120V202H121ZM210 200V199H209ZM225 200V199H224ZM233 200H236V199H233ZM239 200H240V198H239ZM258 200V199H257ZM54 201V200H53ZM52 201V202H53ZM105 201V200H104ZM207 201V200H206ZM205 201V202H206ZM238 201V200H237ZM244 201V200H243ZM242 200H241V203L243 202ZM247 201V200H246ZM252 201H254V199L252 200ZM52 202H51V204H52ZM101 202H102V200H101ZM109 202H111L110 201V199H109V201H106V204H108ZM166 202H167V200H166ZM201 202H202V200H201ZM221 202V201H220ZM234 202H236V201H234ZM240 202V201H239ZM248 202V201H247ZM233 203V202H232ZM236 203H238V202H236ZM240 203V204H241ZM244 203V202H243ZM242 203V204H243ZM249 203V202H248ZM252 203V202H251ZM79 204V203H78ZM87 204V203H86ZM111 204V203H110ZM168 204V203H167ZM173 203H171V205H172ZM220 204V203H219ZM239 204V203H238ZM239 204V205H240ZM257 204V203H256ZM255 204V205H256ZM105 205V204H104ZM165 206H167L166 205V203L164 204ZM171 205H168V206H171ZM174 205V204H173ZM172 205V206H173ZM186 205V204H185ZM191 205V204H190ZM209 205H211V203L209 204ZM239 205H238V207H239ZM254 205V204H253ZM79 206H80V204H79ZM85 206V205H84ZM87 206H88V204H87ZM164 206V207H165ZM167 206V207H168ZM180 206V205H179ZM177 207V208H180V207ZM192 206V205H191ZM200 206V205H199ZM217 206V205H216ZM225 206V205H224ZM246 206H247V204H246ZM94 207V206H93ZM210 207H212V206H210ZM241 207V206H240ZM242 207H244V206H242ZM87 208V207H86ZM129 208H130V206L128 207V210H129ZM170 208V207H169ZM176 208V207H175ZM199 208V207H198ZM202 208V207H201ZM218 208V207H217ZM220 208H222V206L220 207ZM246 208V207H245ZM249 208V207H248ZM252 208V207H251ZM90 209V208H89ZM172 209V208H171ZM200 209V208H199ZM238 209V208H237ZM81 210V209H80ZM149 210V209H148ZM181 210V209H180ZM207 210V209H206ZM212 210V209H211ZM223 210H224V208H223ZM249 211H251V209H248ZM36 211V210H35ZM84 211V210H83ZM129 211H131V210H129ZM150 211V210H149ZM181 211H184L183 209L181 210ZM181 211H179L180 213H181ZM201 211V210H200ZM208 211V210H207ZM221 211V210H220ZM243 210H241V213H245V212H248V211H245V212H242ZM264 211V210H263ZM89 212H91V211H89ZM93 212V211H92ZM132 212V211H131ZM175 212V211H174ZM185 212V211H184ZM189 212V211H188ZM196 212V211H195ZM195 212H194V214H195ZM204 212V211H203ZM217 212H219V211H217ZM88 213V212H87ZM152 213V212H151ZM197 213V212H196ZM209 213H212V212H209ZM237 213H239V211L237 212ZM258 213H260V212H258ZM262 213H264V212H262ZM94 214V213H93ZM137 214V213H136ZM172 214V213H171ZM174 214V213H173ZM203 215H204V213H202ZM246 214V213H245ZM250 214V213H249ZM114 215V214H113ZM176 215V214H175ZM222 215H223V212H222ZM240 215V214H239ZM255 215V214H254ZM262 215V214H261ZM139 216V215H138ZM252 216V214L250 215V217ZM258 216V215H257ZM152 217V216H151ZM170 217V216H169ZM202 217V216H201ZM200 217V218H201ZM247 217V216H246ZM111 218H113L112 216H111ZM139 218V217H138ZM213 218V217H212ZM244 218V217H243ZM256 218V217H255ZM59 219H61L62 220V222L63 223H66V222H68L70 219L68 218V217H63V216H61V217H59ZM194 219V218H193ZM202 219V218H201ZM213 219H215V218H213ZM217 219V218H216ZM220 219V218H219ZM133 220H134V218H133ZM136 220H138V219H136ZM205 220V219H204ZM206 220H207V218H206ZM229 220V219H228ZM228 220H226V221H228ZM259 220V219H258ZM196 221V220H195ZM214 221V220H213ZM218 221V220H217ZM221 221V220H220ZM248 221H249V215H248ZM254 221V220H253ZM233 222V221H232ZM258 222V221H257ZM124 223V222H123ZM129 223V222H128ZM196 223V222H195ZM214 223H217V222H214ZM225 223V222H224ZM254 223H255V221H254ZM253 223V224H254ZM232 224V223H231ZM233 225H234V223H233ZM232 225V226H233ZM241 225V224H240ZM135 226H136V231L135 232H133L132 233V235H131V242L133 243L132 244V250L133 251H135L136 253H138V255L140 256V261L142 262V264H264V261H263V254H264V252H262V251H260L261 249H263V245H264V241L263 240H261V239H256V240H254L253 242H251V244H250V246L254 249V251H249L248 253H245V254H242L241 256H237L236 254H233V253H231V251H229V249H225L224 247H222L221 245H219V242H215V240L214 239H210V238H208L209 237V235L207 234V238L206 237H204L203 235H201L200 233L201 232H199L196 228H193L192 227V225H191V222L189 221V218L187 219L186 217L185 218H183V217H175V219H168V218H162V219H155V218H144V219H141L140 221H138V222H135ZM226 226H228V225H226ZM235 226V225H234ZM237 226V225H236ZM255 226H257V225H255ZM228 228H229V226H228ZM228 228L226 229V230H228ZM261 228H263V227H261ZM208 229V228H207ZM215 229V228H214ZM252 229V228H251ZM46 230V229H45ZM225 230V229H224ZM61 231H62V229H61ZM200 231H202V230H200ZM255 231V230H254ZM47 232H49L48 230H47ZM46 232V233H47ZM54 232V231H53ZM77 232V231H76ZM219 232V231H218ZM251 232V231H250ZM257 232V231H256ZM60 233V232H59ZM225 233V232H224ZM209 234H210V232H209ZM249 234V229L246 227V226H243V227H241V228H239V229H235V228H230L228 231H227V236L228 237H231V238H241V237H245V236H247ZM47 235H48V233H47ZM47 235H46V237H47ZM124 235H125V233H124ZM218 235V234H217ZM221 235V234H220ZM253 235V234H252ZM61 235H59V237H60ZM64 237H65V235H64ZM93 237V236H92ZM216 236H214V238H215ZM48 238V237H47ZM227 238V237H226ZM249 238V237H248ZM232 239V240H233ZM251 239V238H250ZM55 241V240H54ZM56 241H57V239H56ZM58 241H59V239H58ZM61 241V240H60ZM239 241V240H238ZM69 242V241H68ZM201 243H207L210 247H215V248H217L218 250H219V253H213V252H211L210 254H206V255H203V256H199L198 254H197V251L199 250V246H200V244ZM249 243V242H248ZM70 244V243H69ZM72 244V243H71ZM74 244V243H73ZM116 244V243H115ZM231 244H233V243H231ZM230 244V245H231ZM243 244V243H242ZM64 245V244H63ZM232 246V245H231ZM56 247H57V245H56ZM60 247V246H59ZM70 247H72V245L70 246ZM96 247V246H95ZM228 247V246H227ZM241 247V246H240ZM248 247V246H247ZM66 248L68 249V247L66 246ZM124 248V247H123ZM60 249H63V248H60ZM83 249V248H82ZM116 249V248H115ZM71 250V249H70ZM75 250V249H74ZM240 250V249H239ZM59 251H61L62 252V250H59ZM78 251H79V249H78ZM129 251V250H128ZM67 252V251H66ZM134 252V253H135ZM124 253H126V252H124ZM65 254V253H64ZM225 254H229L231 257H230V261H227L226 259H225V257H224V255ZM35 255H36V251H35ZM135 255V254H134ZM134 255H133V252L132 251H130L129 253H127V254H125V256H124V254H123V258H125V259H127V261H130L131 263L132 262H134V261H136V259H135V257H134ZM37 256V255H36ZM102 256V255H101ZM7 257V256H6ZM5 257V258H6ZM15 257V256H14ZM121 257H122V255H121ZM4 259V258H3ZM20 259H22V258H20ZM108 259V258H107ZM7 260V259H6ZM17 260V259H16ZM29 260V259H28ZM31 260H32V258H31ZM31 260H30V262H31ZM66 260V259H65ZM69 260V259H68ZM10 261H12V260H10ZM13 261H14V258H13ZM18 261V260H17ZM20 261V260H19ZM24 261H26V260H24ZM23 261V262H24ZM138 261V260H137ZM16 262V261H15ZM22 262V263H23ZM33 262V261H32ZM92 262V261H91ZM21 263V264H22ZM26 263H27V261H26ZM90 263V262H89ZM135 263V262H134ZM9 264V263H8ZM15 264V263H14ZM24 264V263H23ZM37 264V263H36ZM61 264V263H60ZM82 264H84L83 262H82ZM86 264H88L87 262H86Z\"/></svg>","mask_w":264,"mask_h":264},{"label":"water","instance_id":"95a60500","mask_svg":"<svg viewBox=\"0 0 264 264\" xmlns=\"http://www.w3.org/2000/svg\"><path fill=\"white\" fill-rule=\"evenodd\" d=\"M70 140L72 143H74L76 141V137L75 135H70ZM70 153V150H65V154H69ZM211 252L213 253H219V250L215 247H210L207 243H201L200 246H199V250L197 251V254L199 256H203V255H206V254H210ZM63 254L62 253H56L55 254V257H62ZM225 259L227 261H230V255L229 254H225L224 255Z\"/></svg>","mask_w":264,"mask_h":264}]
</instances>
